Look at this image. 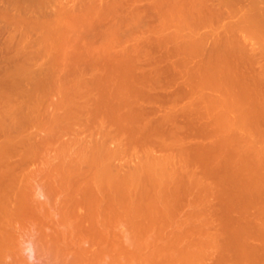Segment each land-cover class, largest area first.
Instances as JSON below:
<instances>
[{"label":"rangeland","instance_id":"1","mask_svg":"<svg viewBox=\"0 0 264 264\" xmlns=\"http://www.w3.org/2000/svg\"><path fill=\"white\" fill-rule=\"evenodd\" d=\"M49 2H52V4H54L55 3V1L54 0H48ZM53 1H54V3H53ZM61 1L62 0H57L56 1V4L57 3H59V4H66V5H72L73 4V2H75L76 3V1L75 0H67L66 2L63 0L62 2L63 3H61ZM73 1V2H72ZM77 1H79V0H77ZM87 1H90V0H87ZM93 1V0H92ZM96 0H94V2H95ZM98 2H99V0H97ZM96 1V2H97ZM128 1V0H127ZM133 1V2H132ZM149 1H151V0H129L128 2L130 3V4H128V2H126V0L124 1H121V3H124V4H122L123 6V8L122 9H124V5L126 6V8L128 9L127 11H126V9H124L123 11H124V13L122 12V9H121V7H120V9H121V11H120V9H119V12H114V13H110L109 11H107L108 13L107 14H101V15H99V14H94V15H69V14H65V15H61V14H59L58 12V10H50V8L49 9H44V11H41V14L37 11V13H36V11L35 10H33L34 12L32 13L31 12V10H30V12L29 11H27V10H24V12H23V10H20V12H18L17 11V9L16 10H14L13 8H10L9 10L6 8H4V9H2L1 7H0V68H1V70H0V79H2V80H0V85H3L2 86V88L0 87V92H4V91H7L6 90V88H11V91H15V87L18 85V87L20 86V88H17L16 87V91L15 92H10V91H8V92H5V94L3 93V96H5V95H7L9 92H10V95L12 96V98H13V95L15 96L14 98H13V100H11L12 98L11 97H9L10 95H8L6 98H7V101H8V104H15V105H17L18 104V106H19V104L21 103L20 101L22 100V97H21V95L24 97L23 98V100H22V105H20L19 107H17V106H15L16 108H18L19 110H26L27 111V113H25L24 111L21 113L20 112V114L17 112V111H15V113L17 112V114H15L16 115V117H17V115H20V117H22V115H23V113H25V115H23V116H26V119L27 120H29V121H26V119L24 118V120L22 121V119L20 120V118H19V116H18V118H19V121L20 122H23V123H21L20 124V126L21 125H25L26 124V126H21L22 127V129L20 128V130H19V128H17L18 129V132L16 131L17 129L16 128H14V129H12V127H8L9 128V130H10V133H9V130H8V135L10 134V136H12L13 135V137H14V135L16 134V136H24V134L26 133L27 134V136H24L23 138H24V140L23 139H21V140H23V143L26 141V138L27 137H29L28 138V141H30L31 143H32V140H33V142H34V145H35V142H38L36 145H37V147H35L33 150H32V148H33V144H31V143H29V142H27V144L24 146V144L22 143H20L19 145L17 144V143H13V142H16V140H14L13 142H10V144L11 143H13L11 146L13 147V148H16L17 149V151L14 149V151H15V153H13V154H15L16 156H13L12 155V152H14V151H12L13 150V148H11L12 150V152H11V154L10 155H12V156H10L9 155V151H8V149H10V147L8 146V149H7V147H6V149L4 150V154H5V156H6V158L5 159H9L10 158V161H12V159H13V161H14V163L16 162V159L18 160L17 162H16V165L19 163V161H21L22 160V162L24 161L23 159L25 158V160L26 161H24L25 163L24 164H21V165H23V167L22 166H20V165H18V166H20V167H18V169H16V171L14 172V177L17 175V174H19V176L17 175L16 177H15V182L17 181L18 183H16V184H19V185H21L22 183H23V181L24 182H26L27 183V185L25 186V184L26 183H23V185L25 186L24 187V189H25V191L27 190H30L31 189V194L33 195V197H35L36 199H39L38 198V190H41L42 192H44V194L45 193H47L48 191V193L47 194H50V193H52L51 195H53V193H54V191L52 192L48 187H51L50 185H51V182L49 181L50 179H51V175L53 176L54 174H52V172H57V171H55V170H57V168H56V166H58L59 165V163H61L60 162V160H61V158H65V156L66 155H68L67 157H68V159H69V157H71L70 155H72V153H73V155L72 156H74L75 154L77 155L79 152H81L82 150V147H83V149H86V145L88 146V149H89V147L92 145V143H93V140L91 139V138H96V137H100L99 139L98 138H96V140H102V137H101V133H102V136H103V134L104 133H107V130L109 131L110 129L109 128H113V127H115V130H111L112 132L113 131H116V129H117V133L116 132H113L114 134L112 135L111 134V132L109 131V133L111 134V139L113 140L114 139V137L115 136H117L118 135V137H115V138H118V139H114L113 141H111L110 140V138H108V140H110L109 142H108V140H107V142H106V144L107 145H112V147H113V149H112V147L111 148H108L109 150L110 149H112V150H115V152H117L116 150H118V154H117V158H116V160H115V162L117 163V164H119L118 166L120 167V171H121V167H122V172H126L128 169L130 170H132V168L133 169H135V167L137 166H140V164H142V162H144V161H142V159H144L146 156H144L145 154L147 155V153L145 152L146 151V149H144V152L145 153H142L143 152V143H145V147L147 148V150L149 149L150 151H152V153H150V154H152L153 156H156V157H159V156H161V157H163L162 156V154L164 155H166V154H168V152L169 153H171V151L173 150V148H175V147H179V146H177V145H181V143H179L178 144V142H176V140L177 139H175V138H173L172 139V135L174 134V137L175 136H177V137H179L180 139L179 140H181L182 139V141H179V142H182L183 144H185L183 141H185L187 144H189V142H193V143H197V145L198 144H200V147L199 146H196L195 144V146L197 147V148H199V150H196V151H198V152H196V153H198V154H200V152H202V153H204L205 152V150H206V152H211L210 154H208V156H207V154L205 155V154H203V155H205L204 157H203V155H202V153H201V155H199V157L201 156L202 158H200V159H197V160H192V158H191V160H192V162H193V166H189L190 168H193L191 171L193 172H195V178L196 179H198V181H199V184H198V182H196L195 183V181H194V178L192 179V181L194 182V184H192V182H191V186H193V187H190L189 189H188V192L185 194L184 193V199H186L185 200V202L188 200V198L190 199V198H192L191 200H193V197H194V199H195V204H199V206H195L196 208H198V207H200V209H198V210H196V208H194V213L192 214V217H194V214H199V216L197 217L198 219L199 218H201V222H202V224H204L203 222H207V221H209L210 223H211V218H213V217H216L217 215H219L220 216V214H216V216H215V212H212L211 211V209H212V207H213V209H214V206L215 205H217L218 206V204H217V201H219V203H222V204H225L226 202H228V200H229V202H228V204L226 205L225 204V206H227V207H229V205H230V196L231 195H229V194H231V192H232V190L233 189H237L238 188V190L239 189H245V190H249L253 185H257V186H259V187H263V183H264V180H262V179H264V177H262V176H259V177H255V176H252V174H250V172H252V168L251 167H255V164L254 163H256L255 161H254V163H251L252 162V160L250 159V161L248 160V161H246L247 162V165L246 164H244V165H246V166H248V167H246V166H243L242 164V166L245 168L246 167V169H242V172H241V169H240V171H237L236 169L238 168H236V165L234 166V165H231L232 164V162L234 161V160H229L230 158H233V157H235V156H237L239 153H238V150H233V152H230V153H228L227 151H229L230 149V146L232 145L233 146V144H231L232 142H233V138H231L232 139V142L231 143H229V144H231V145H229V148H227V147H225V146H223V144L225 143V142H227V140H225V142L223 143V142H219V143H223L222 144V146L223 147H225V148H227V149H229V150H225V152L223 151V153L222 154H224V153H228L227 154V158L225 159L226 160V162H227V160H229L228 162H227V164L228 165H226V162L225 163H223V165H221L222 164V162L220 161V160H222V159H220L219 161L221 162V164L219 165V164H217V163H215V162H217V158H218V156L215 154V153H217L218 152V150L216 149L217 147H215L214 145V147H215V149L213 148V147H211L210 146V149L209 150H207L208 149V147H206V146H208V144H206V143H212L214 140H215V138H216V140H217V138H219V137H217V136H213V134L211 133V131H213L214 132V130L210 127V124H206V126L208 127H206V129L204 128V130H207L208 129V131H206V133H203V132H205L204 130H203V127L205 126L204 124H202L203 122H200V121H197L196 120V118L197 117H194V116H199V114L202 112L203 113V110H204V108H205V106H204V108H203V106L201 107H198L199 105H202L204 102H200V104L199 105H194V103H196L194 100H196V98L194 99L193 97L194 96H196L197 97V100L196 101H198V93L199 92H201L202 90L200 89V87H201V82H202V85L203 84H206L207 82H209L210 81V83L208 84V85H205V87L206 86H210V88H213L211 91H210V93L212 92V94H213V96H214V93L215 94H219L220 93V96H222V94H221V92H218V90H220V89H224L225 87L224 86H228V87H230V90L232 91V93H233V91H235V93L237 94V97H239V96H241L242 98H244V102H245V104L247 103L248 104V107H249V111L247 110V111H245V112H239V111H232L230 114H231V116H234V115H237L238 117H239V115L240 116H242V118L244 119V122H243V125L240 127H229V131H231L230 129L232 128V130H234V128L235 129H239L238 130V132H237V130H235L234 132H236V133H238V135H239V133L240 134H244L242 137L244 138V136H248V139H253V141L255 142V145H257V146H255L253 143L254 142H252V140L250 141V142H252V143H250L251 144V146H252V148H253V145L256 147L255 149H257V148H259V149H263L264 150V95L262 94H260L258 91H260V90H262L263 92H264V90H263V88L262 89H258V85L259 84H262V83H260V80H261V78L259 79V75H260V73L262 72H264L263 71V69H264V67H263V63H264V54L262 53L263 51V49H264V35H262L263 33H264V29L262 30L261 28H259L258 30H259V32H258V30L256 29L257 27H259L260 26V24H261V22H260V20H259V9H257L256 10V12H255V14H254V11H255V8H257L256 6L257 5H252L251 7H249L250 9H248V8H246L247 10H249L248 12H247V10H245V7H248V6H250L252 3L253 4H258V7H260L261 5L262 6H264V0H244V1H241V0H237L238 2H236V0H234L235 1V3L233 2V0H227V1H222L221 2V0H203V4H205V8H203V6L202 7H200V5H202V4H200V5H198L200 8L198 9V10H196V4L195 3H197V2H199V3H201V0L199 1V0H196V2L194 3V5H193V3H191V1L190 0H183L182 1V3H181V1H180V4H182V5H184L183 7H186V6H188L189 8V10H190V13H189V11H188V15H187V17H188V19H190L189 17H191L192 18V16H194V14H195V16L197 17L198 16V18H196V17H193L192 19H193V21L194 22H192V26H190V28H189V26L187 25L188 23H190V22H187L186 23V25H184L183 23H182V21L181 20H179V19H181V15L179 14V16H181L178 20H179V23H176V22H178V21H174L175 19H177L178 18V16H176V15H178V14H176L175 15V13H174V15H171V16H169L168 14H166L165 12H164V7L162 8V10L160 11H158L157 9L155 10V8L153 9V8H149V6H150V2ZM153 1V0H152ZM151 1V2H152ZM205 1V2H204ZM253 1H255V2H253ZM65 2V3H64ZM68 2V3H67ZM126 2V3H125ZM147 4H146V3ZM189 4H188V3ZM208 2V3H207ZM214 2V3H213ZM233 2V3H232ZM248 2V3H247ZM250 2V3H249ZM259 2V3H258ZM1 3L2 4H5L3 1L1 2L0 1V5H1ZM137 4V7H136V4ZM221 3L223 4V5H221ZM240 3H241V5H240ZM261 3H263V4H261ZM143 4V5H142ZM153 4H154V2H153ZM186 4H188V5H186ZM237 4V5H236ZM248 4V5H247ZM131 5V6H130ZM152 5V4H151ZM227 5H229V6H227ZM232 5V6H231ZM247 5V6H246ZM260 5V6H259ZM2 6V5H1ZM211 6V7H210ZM216 6V7H215ZM218 6V7H217ZM220 6V7H219ZM132 7V8H131ZM146 7V8H145ZM151 7V6H150ZM182 6H181V9L183 8ZM210 7V8H209ZM213 7H214V9H213ZM227 7V8H226ZM242 7V8H241ZM244 7V8H243ZM254 7V8H253ZM52 8H55L54 6L52 7ZM51 8V9H52ZM134 8V9H133ZM149 8V9H148ZM187 8V7H186ZM185 8V9H186ZM191 8V9H190ZM252 8H253V14H252ZM11 9H13V10H11ZM140 9V10H139ZM142 9V10H141ZM144 9V10H143ZM203 9V10H202ZM213 9V10H212ZM222 9V10H221ZM229 9V10H228ZM244 9V10H243ZM131 10V11H130ZM136 10H138V11H136ZM146 10H148V11H146ZM167 10V9H166ZM183 10V9H182ZM194 10L195 11H197V12H194ZM206 10H208L207 12H206ZM214 10H215V14H216V16H214L215 14L213 13L214 12ZM217 10V11H216ZM236 10V12H234ZM241 10H243L245 13H246V16H248L249 18H247V17H245L246 18V20H248V19H252V21H254L253 20V18H256L257 20V22H259V24L258 25H256L257 27L255 28V25H253V24H255V21L254 22H252V21H250V23L249 24H247L246 25V22L245 21H243V20H245V19H243V20H239V18L240 19H242V18H244L243 17V11L241 12ZM17 11V12H16ZM46 11H48V12H46ZM56 12V14H55V16H54V13ZM58 11V12H57ZM132 11H134V12H132ZM145 11V12H144ZM152 11V12H151ZM156 11V12H155ZM158 11V12H157ZM184 11V10H183ZM212 11V12H211ZM223 11V12H222ZM230 11V12H229ZM239 11V12H238ZM51 12V13H50ZM130 12V13H129ZM138 14H137V13ZM160 12H162V13H160ZM186 12H187V10H186ZM199 12V13H198ZM203 12V13H202ZM205 12V13H204ZM220 12V13H219ZM226 12H228V15H227V13ZM232 12V13H231ZM258 12V15H257V17H253V16H251V15H254V16H256V13ZM34 13H36V14H34ZM44 15H43V14ZM102 13H104V12H102ZM142 13V14H141ZM144 13H146V14H144ZM149 13V14H148ZM158 13V14H157ZM164 13H165V15H166V17H167V15L169 16L168 17V20L167 19H165V15H164ZM182 13V12H181ZM213 15V16H211V14ZM219 13V14H218ZM222 13V14H221ZM225 13V14H224ZM240 13V14H239ZM251 13V14H250ZM49 14H51L50 16H49ZM57 14H59V15H61V16H58ZM124 14H125V16H124ZM129 14V15H128ZM151 14V15H150ZM183 14V13H182ZM190 14H191V16H190ZM220 15H222V16H220V18H222L221 20H219V16ZM232 14V15H231ZM48 15V16H47ZM67 15H68V17H67ZM122 15V16H121ZM131 15V16H130ZM203 15V16H202ZM207 15H209V16H211V18H209ZM238 17H236V16ZM242 17H241V16ZM47 16V17H46ZM65 16H66V18H65ZM127 16V17H126ZM183 16H185L184 14H183ZM230 16V17H229ZM50 17V18H49ZM54 17V18H53ZM57 17H59V18H63L64 17V20H67L66 21V23L69 21L70 23H71V25H70V27L68 26V27H65V26H61L62 24H60V25H58V23L56 24L55 23V21L56 22H58L57 21ZM224 17V18H223ZM232 17V18H231ZM253 17V18H252ZM47 18V19H46ZM73 18V19H72ZM183 18H185V17H183ZM214 18V19H213ZM236 20H235V19ZM61 19H60V21H61ZM70 19V20H69ZM77 19V20H76ZM187 19V20H188ZM191 19V20H192ZM194 19H197V21L198 22H195V20ZM205 19H206V21H205ZM208 19V20H207ZM230 19V20H229ZM231 19H232V21H231ZM49 22H48V21ZM55 20V21H54ZM76 22H75V21ZM211 20V21H210ZM216 22H215V21ZM227 20H229L228 22L229 23H227ZM233 20H234V22H233ZM239 20V22H237ZM45 21V22H44ZM46 21H47V23H46ZM52 21V22H51ZM63 21V20H62ZM75 23H74V22ZM166 21V22H165ZM168 21V22H167ZM205 21V22H204ZM214 21V22H213ZM220 21H221V23H220ZM231 21V22H230ZM243 21V22H242ZM209 22V23H208ZM219 22V23H218ZM238 23V24H235V23ZM245 22V23H244ZM256 22V23H257ZM49 23H51V24H49ZM163 23V24H162ZM206 23H208V24H206ZM213 23V25L211 26L210 24H212ZM226 24V25H223V24ZM232 23V24H231ZM241 23V24H240ZM244 23V24H243ZM45 24H46V26H45ZM50 26H52L53 28H48L49 27V25ZM175 24V25H174ZM179 26H178V25ZM191 24V23H190ZM189 24V25H190ZM204 24V25H203ZM222 24V26L223 27H225V28H223L222 26H220V25ZM229 24V25H228ZM234 24V25H233ZM55 25H57V26H55ZM177 25V26H176ZM186 26V27H184V26ZM230 25H231V28H230ZM235 25H236V27H235ZM238 25V26H237ZM241 25H244V27L243 26H241ZM254 27H253V26ZM59 26H60V28H59ZM216 26V27H215ZM261 26H263L262 24H261ZM176 27V28H175ZM188 27V28H187ZM218 27V28H217ZM251 27V28H250ZM264 27V26H263ZM46 28H48V29H46ZM76 29V30H74V29ZM178 28V29H177ZM184 28V29H183ZM215 28V29H214ZM180 29V30H179ZM213 29H214V31H213ZM52 30V31H51ZM171 30V31H170ZM257 30V31H256ZM169 31V32H168ZM174 31V32H173ZM261 31V32H260ZM263 31V32H262ZM165 32V33H164ZM179 34V35H177V33ZM187 32V33H186ZM164 33V34H163ZM184 33V34H183ZM186 33V34H185ZM189 33V34H188ZM191 33H193L192 34V36L191 37H187L189 40L187 41V38H185L186 39V41L184 40V41H182V42H187V46H189V47H187L188 49L187 50H185L184 48H182V46L185 44L186 45V43H184L182 46L180 45V42H181V40H182V38L184 37L183 35H190ZM202 33V34H201ZM167 34V35H166ZM176 34V35H175ZM180 34L182 35V36H180ZM234 34V35H233ZM248 34H250V35H248ZM258 34V35H257ZM260 34V35H259ZM162 35V36H161ZM168 35H169V37H168ZM173 35V36H172ZM201 35V36H200ZM229 35V36H228ZM230 35L233 37V39H235V40H233L232 39V37H230ZM241 35H242V37H244L243 39L241 38ZM253 35V36H252ZM262 35V36H261ZM166 36V37H165ZM177 36V37H176ZM204 36V37H203ZM222 36V37H221ZM227 36V37H226ZM236 36H237V38H236ZM247 38H246V37ZM250 36V37H249ZM255 36H257V37H255ZM215 37H217V38H215ZM220 39H219V38ZM225 37V38H224ZM229 37H230V39H231V41H236V42H238L237 43V47H236V45L234 44L233 45V43H231L230 44V42H229ZM238 37H240V38H238ZM165 38V39H164ZM198 38H199V40L201 41H203V43H204V46L201 44V42L199 43L198 42ZM224 38V39H223ZM255 38H258L257 40L255 39ZM162 41H160V40ZM174 39H175V41H174ZM192 41H191V40ZM164 40V41H163ZM215 40H219L220 42H222L221 44H223L222 46H221V44H220V42L218 41H215ZM228 40V41H227ZM245 40V41H244ZM171 41V42H170ZM211 43H210V42ZM216 44H218V45H215V43ZM227 41V42H226ZM249 41V42H248ZM251 41H253V42H251ZM256 41V42H255ZM166 42H168V43H166ZM169 42H170V44H169ZM206 42V43H205ZM229 42V43H228ZM236 42H234V43H236ZM242 42V43H241ZM246 42V43H245ZM17 43V44H16ZM174 43V44H173ZM229 44V45H227V44ZM247 43H249V44H247ZM7 44H8V46H7ZM12 44H13V46H12ZM18 44H19V46H18ZM166 44V45H165ZM200 44H201V46H200ZM241 44V46H239ZM243 44V45H242ZM253 44H254V46H253ZM9 45H10V47H9ZM85 45H86V47H85ZM87 45H88V47H87ZM168 45H170L169 46V48H167L168 47ZM175 45V46H174ZM212 45V46H211ZM225 45H226V47H225ZM250 45V46H249ZM17 46V47H16ZM172 46V47H171ZM179 46H181V47H179ZM203 46V47H202ZM208 48H207V47ZM234 46V47H233ZM9 47V48H8ZM19 47H21V48H19ZM236 47V48H235ZM241 49H240V48ZM15 48H17L16 50H15ZM206 48L208 49V50H206ZM233 50H232V49ZM235 48V49H234ZM238 48V49H237ZM252 48H253V51L258 55H256L253 51H252ZM256 48V49H255ZM259 48H260V50H259ZM22 49H24V50H22ZM169 49V50H168ZM173 50V51H171V50ZM200 49V50H199ZM239 49H240V51H241V53H242V55H241V53H240V51H239ZM245 49V50H244ZM250 49V50H249ZM167 50V51H166ZM201 50H203L202 52H201ZM206 50V51H205ZM211 50V51H210ZM238 50V51H237ZM125 51V52H124ZM213 51V52H212ZM218 53H220L219 55L220 56H218V55H216V54H218ZM244 51H246L245 53H244ZM249 51H252V52H249ZM259 51V52H258ZM18 52V53H17ZM124 52V53H123ZM164 52V53H163ZM168 52L170 53V54H168ZM204 52H206V53H204ZM209 52V53H208ZM213 53V55H207V54H210V53ZM234 52V53H233ZM20 53V54H19ZM124 55H123V54ZM245 55H244V54ZM113 54H115L117 57H115V58H118V61H120V59H121V64H120V66L122 65V63H124L121 67H120V87H122V88H124L125 90V92L123 91L122 93H121V95H123V94H125V95H127L128 94V96L127 97H129V99L131 100L129 103H128V101H126L127 102V104H130V103H132V105H134V107H137V105H135L136 103H140V102H143V103H141V104H144L145 102H148V103H146V104H144V106L146 107V109L147 108H149V109H151V107H154V108H157V106H158V108H157V111L155 110V109H153V110H155V112L153 111V113H155V114H159L160 116H162V115H165L164 113H169L171 110L173 111V109H174V111L177 113V114H179L180 113V111H181V109H183V107L185 108V109H188V108H186V106H188L189 104H190V100H192V99H190V96H192L191 98H193V100L192 101H194V103H193V105L195 106L194 107V109L193 110H191L192 111V113H191V111H188V112H190V117L191 118H189V119H187L186 118V120L184 119L183 120V118H182V116L184 117V115L182 114L181 115V113H180V115L178 116H174L175 118H173V119H175V120H173L171 117H168V118H171L170 120H171V122L172 123H174V122H176V123H174V124H170L169 123V125H168V127L169 128H164L163 129V131H162V133L163 132H165L166 131V137H168V138H170L171 136V138H170V140L172 139L173 141H171V143L172 144H170L169 143V146H173L174 144H176L177 143V145H174L175 147H172V148H169V146H166V144L168 145V142H169V139H168V142H167V138L166 139H164L162 142H163V144H160V145H162V149H159L160 147L158 146L157 147V143L156 144H154V142H153V146L151 147L150 146V144H152V143H149V138H148V141H147V143L144 141V139L143 140H141V141H144V142H141V141H139V142H141V143H137L136 142V140L138 141L139 139H140V134L141 133H143L142 131H141V133L140 134H138L139 136L138 137H136L137 135L136 134H134L132 131H134V130H132L131 131V133L132 134H134V135H132V134H130V131H129V127L127 128L128 130H126V131H128L129 132V134L131 135L130 137L127 135V133H126V131L125 130H123L124 132H125V134H123V131H121V132H119V130H120V126L119 127H117L116 128V126H113V124L111 123V122H109V120H108V118H107V121L109 122V125L105 128L106 129V131H102L101 132V130H103V126L107 123L106 121V123L104 124V122H103V124H102V126H100V127H102L100 130H99V123L100 122H102L103 121V119L105 118L106 119V117H104L103 118V116L104 115H102V112L101 111H103L104 110V108L102 109V110H98V109H96V107L98 106V105H102V107L104 106H106L105 104H107V102L106 101H108V97H109V100H110V94H109V92H108V96H107V91L105 92V90H107V87H105L101 82H100V79H99V77H100V74L99 73H96V72H100L101 70L100 69H96V66L98 65V63L100 62H103L104 61V59H108L109 58V61H110V63H111V61H113V60H110V57L113 55ZM206 54V55H205ZM233 54H235V57L233 56ZM24 55H25V57H24ZM230 55H231V57H230ZM252 55V56H251ZM263 57H261V56ZM121 56V57H120ZM209 56L211 57L212 56V58H209ZM251 56V57H250ZM119 57H120V59H119ZM227 57V58H226ZM242 57H244V58H242ZM249 57V58H248ZM255 57V58H254ZM258 57V58H257ZM113 57H111V59H112ZM115 58H113L114 60H115V62H116V60L117 59H115ZM124 58H126V59H124ZM207 58H209L210 59V61H212L213 60V64H214V66H216L217 68H220V66L218 67V65H216L215 63L217 62L218 63V61H215V60H218V59H220V60H224V61H226V64L228 63V66H230L231 68V70L230 71H225V70H223V71H221V73L219 72V70L217 71V68H216V71H217V73H215V71H214V73H210V71H209V75H207L208 73H207V71H208V65H210L212 68H213V65H211L212 64V62H211V64L209 63V62H204V60L205 59H207ZM123 59V60H122ZM215 59V60H214ZM229 59V60H228ZM255 59V62L253 61ZM95 60H98V62L97 61H95ZM125 60V61H124ZM228 60V61H227ZM109 61H108V63H109ZM167 61V62H166ZM205 61H207V60H205ZM231 61V62H230ZM259 61V62H258ZM114 62V61H113ZM247 62V63H246ZM249 62V63H248ZM263 62V63H262ZM15 63V64H14ZM19 63V64H18ZM99 63V64H100ZM104 63V62H103ZM102 63V64H103ZM110 63H109V65H110ZM223 63V62H222ZM222 63L220 62V64H221V67L224 69V65L222 66ZM229 63H231L230 65H229ZM253 63V64H252ZM24 64V65H23ZM105 64V63H104ZM103 64V65H104ZM112 64V67H114V66H116V67H119V66H117V64L116 65H114L113 66V63H111ZM224 64V63H223ZM245 64V65H244ZM249 64V65H248ZM26 65V66H25ZM3 66H5V67H3ZM18 66H19V68H18ZM22 66L23 67H25V70L27 69V71H23V69L24 68H22ZM27 66H29V68L27 67ZM93 66V67H92ZM11 69H10V68ZM16 67L18 70H20L19 72L21 73V75L23 74L25 77H23V75H22V78H21V75H20V73H18L16 70V72L14 71L13 72V75L12 74H10V73H12V71H13V69ZM21 67V68H20ZM42 67H44V68H42ZM48 67V68H47ZM86 68V69H84L85 71H83V72H87V73H83V72H79V71H82V69L83 68ZM95 67V69L97 70H95V72H93L94 70H93V68ZM98 67V66H97ZM99 67L101 68V67H103L104 68V66H101V64L99 65ZM108 67V66H107ZM116 67H114V68H116ZM4 68V69H3ZM45 68H47V70L45 69ZM79 68H82V69H80V70H77V69H79ZM105 68H106V65H105ZM103 69L104 70V72H106L105 70H108V69ZM210 68V67H209ZM222 68H220L221 70H222ZM8 69H9V71H11V72H9L8 71ZM40 69V70H39ZM42 69L44 70V72L42 71ZM51 70V72L52 73H54V74H51V72H48V70ZM112 70L111 71H116V69H113V68H111ZM118 69V68H117ZM76 70L78 71V73H76ZM87 70V71H86ZM100 70V71H99ZM212 70H215V69H212ZM211 70V71H212ZM34 71V73H35V75L32 73V72ZM38 71H40L39 73H38ZM41 71H42V74H41ZM62 71H64L63 73H65L66 72V74H68V75H66V74H63L62 73ZM67 71H68V73H67ZM109 71V70H108ZM119 71L117 72V73H119ZM205 71V72H204ZM23 72V73H22ZM25 72V73H24ZM28 72V73H27ZM58 72L60 73H62L64 76H59L58 75ZM102 72V71H101ZM100 72V73H101ZM223 72V73H222ZM260 72V73H259ZM6 73V74H5ZM15 73H18V74H15ZM31 73H32V75H33V77H36V78H34V79H31V78H33L32 77V75H31ZM41 74L40 76L38 75V74ZM81 73H83V74H81ZM94 73H96L95 74V77H97L98 79V81L101 83V85H103L102 86V91L104 92V95L106 94V96H104V95H100L99 93H100V89H99V95L101 96V98H100V96L99 95H97L94 91H96L95 89L97 88L98 89V87H96L97 85H99V82H97L96 80H94L93 81V77H94ZM117 73H115V74H117ZM261 73V74H262ZM4 74V75H3ZM30 74V75H29ZM47 75V77L45 76V75ZM51 74V75H50ZM61 74V75H62ZM78 74V75H77ZM98 74V76H96ZM102 74H103V72H102ZM101 74V75H102ZM110 73L108 72V75H109ZM111 74H114V72H111ZM251 74V75H250ZM2 75V76H1ZM10 75V76H9ZM14 76V75H19V82L21 83V84H19V82H18V77L16 76V79H15V76L12 78V76ZM27 75H29V76H27ZM39 76V77H37V76ZM59 77H58V76ZM80 75L81 76H83V77H81L82 79L84 78V77H88L87 79L86 78H84V79H86V81H88L85 85L86 86H84L85 88H84V90L85 89H88L87 88V86L88 85H90V82L89 81H92V83L93 82H97L96 83V88L94 87V88H90V89H94V91L92 90V92H94L95 93V95H97V96H99V99H101V101H100V103L101 102H105V103H102V104H100L99 103V101L96 99V98H98V97H96L95 95H91V93L92 92H90V90H89V92H88V94H89V96L91 95V97H92V99L87 95V96H85V97H87L86 99H87V101H88V98H89V101L90 100H93L94 101V98L96 99V101H98V104L97 103H95V102H93V101H90L89 102V104L90 103H95L94 105L95 106H93L92 104H90L91 106V108L89 107V104L87 105V111H88V109L90 108V110L92 109L93 110V108L92 107H94L96 110H98L97 112H96V110H95V112L94 113H96V114H99V115H101V116H99V115H97L95 118L93 117L92 119L93 120H95V121H93V120H91L90 119V121H89V118L87 117V115H88V113L90 112V110L88 111V112H86L85 111V109H84V111H83V109L81 110V109H79V110H77V111H79V113L78 114H76L77 113V111H75V112H71L72 114H75V116L76 117H78V119H75L76 117L75 116H73L74 117V119H73V117H70L72 114L71 113H68V114H66L65 113V111H64V108L65 107H62L61 106V104H60V101H62V99H63V97H65V95H64V91H62L61 92V90H59V85H66L65 86V88H68L70 85L72 86L73 84H74V82L76 81V80H78L79 78H80ZM91 75H92V77H91ZM6 76V77H5ZM9 76V77H8ZM28 77V80L26 79L27 77ZM105 76H107V73H105ZM114 77H115V75H113ZM113 76H112V78H113ZM244 76H248V78L249 77H252V78H250L252 81H250L248 78V80H247V82L246 81H244V83L246 82V83H248V82H251V84L253 85H251V86H249V87H252V90L254 89V90H256V92H258V94L256 93V92H254L255 94H253L252 93V97H250L251 95H247L249 92H247V94L245 95V93L244 94H241V93H243V91L242 90H245L246 88H244L243 89V87H244V85L242 84V82H243V80H245L246 79V77H245V79L243 78ZM1 77H3V78H1ZM8 77V78H7ZM56 77H58V78H56ZM61 77V78H60ZM62 77H64V78H62ZM104 77V76H103ZM108 77V76H107ZM117 75H116V77H115V80H117ZM20 78H21V80H20ZM75 78H78V79H75ZM90 78H92V80L90 79ZM101 78V77H100ZM105 78V77H104ZM111 78V77H110ZM109 78V79H110ZM262 78H263V76H262ZM13 79V80H12ZM15 79V80H14ZM26 79V80H25ZM84 79H83V81H84ZM88 79H90V80H88ZM94 79H96V78H94ZM102 79V78H101ZM243 79V80H242ZM6 80V81H5ZM23 80V81H22ZM108 80V79H107ZM114 79H113V81H115ZM4 83H3V82ZM12 81L14 82V83H12ZM16 81V82H15ZM63 81V82H62ZM85 81V82H86ZM101 81H103V79L101 80ZM105 81H106V79H105ZM117 81H119V80H117ZM117 81H115V84H117L118 82ZM263 81V80H262ZM59 82V83H58ZM68 82V83H67ZM70 82H72V83H70ZM107 82V81H106ZM106 82H104V84L106 83ZM117 82V83H116ZM187 82V83H186ZM253 82V83H252ZM10 83H12V84H10ZM15 83H17V85H15ZM23 83V84H22ZM25 83H26V85H25ZM31 83V85H29ZM33 83H34V85H33ZM57 83V84H56ZM189 83V85H187ZM94 84V83H93ZM92 84V85H93ZM114 84V83H113ZM115 84H114V87H115ZM144 84H146V85H144ZM150 84V85H149ZM151 84H152V86H151ZM191 84V85H190ZM249 84V83H248ZM22 85H23V87H22ZM28 85V86H27ZM36 85V86H35ZM91 85V86H92ZM106 85V84H105ZM112 85V84H111ZM187 85V86H186ZM192 85H193V87H192ZM222 85H224L223 87L224 88H222ZM263 85H264V83H263ZM263 85H261V87L263 86ZM7 86V87H6ZM14 88H13V87ZM28 88H27V87ZM100 86V85H99ZM142 86V87H141ZM6 87V88H5ZM23 89H30L31 87L33 88V89H30V91L32 92V91H34L35 93H36V91H38L37 92V94H35V95H33L34 94V92H32V93H29L28 91H26V90H22V88ZM25 87V88H24ZM30 87V88H29ZM41 87V90H39L38 88H40ZM64 87V86H63ZM150 87V88H149ZM185 87V88H184ZM192 87V88H196L197 87V90L199 91V90H201V91H196V92H198V93H196L195 91V93H196V95H192V93L190 94V93H188V92H186V93H188V94H190V96H188V97H186L185 96V94L182 96V97H180L179 98V96H181L182 94H180V93H185L184 91L187 89H190V88ZM204 87V86H203ZM259 87H260V85H259ZM264 87V86H263ZM3 88L5 89L4 91H3ZM45 88V89H44ZM51 88V89H50ZM58 88V89H57ZM69 88H71V87H69ZM115 88H117L118 89V87L116 86ZM122 88H121V90H122ZM137 90H141L140 92H141V95L140 94H136V93H138L137 91H136V89ZM140 88V89H139ZM147 88V89H146ZM248 88V87H247ZM36 89V90H35ZM61 89V88H60ZM109 89V88H108ZM111 89H113V88H110V90ZM146 90V92H145V90ZM151 89V90H150ZM205 89V91L208 93L209 92V90L207 89V87L206 88H204ZM226 89V88H225ZM20 90V91H19ZM171 90H173V91H171ZM186 90V91H187ZM229 90V91H230ZM258 90V91H257ZM18 91L19 92H21L22 94H20V93H18ZM26 91V92H25ZM98 91V90H97ZM96 91V92H97ZM113 91H116L115 89H113ZM118 91H120L119 89H118ZM135 91H136V93H135ZM151 91V92H150ZM177 91L179 92L178 94H177ZM189 91V90H188ZM204 91V97L206 96V92ZM242 91V92H241ZM16 92H17V94H16ZM112 92V91H111ZM158 92H163L161 95H159V93ZM165 92V93H164ZM171 93V95L173 96V94L174 93H176V95H175V97H172L173 98V101H175L176 103H178L177 105H174V106H171V105H173V104H170V103H174V102H171L172 100H170L169 101V103H167V101L168 100H164V101H166V103H163L162 101V97H163V99H164V97L165 96H167V95H170L169 93ZM191 92H193V91H191ZM239 92H241L239 95H238V93ZM28 93V94H27ZM142 93H143V95H142ZM173 93V94H172ZM194 93V94H195ZM202 93V92H201ZM201 93H199L200 94V98H201ZM210 93L208 94V95H210ZM27 95V97L26 96H24V95ZM29 94H31V96L28 98V96H29ZM115 94V93H114ZM151 94V96L149 97V96H147V95H150ZM155 94H157L155 97H153ZM180 94V95H179ZM211 94V95H212ZM234 94V93H233ZM232 94V95H233ZM250 94V93H249ZM19 95V96H18ZM121 95L119 94V96L121 97ZM163 95V96H162ZM170 95V96H171ZM34 96V97H33ZM79 96V95H78ZM75 97L76 98V101L75 102H77L78 101V103L77 104H83V103H85V104H87L86 103V101L84 102V100L85 99H81V98H79V97H82L83 98V96H79V97ZM93 96H95L94 98H93ZM105 97V99H106V97H107V100H105V101H102V98H104ZM113 96V95H112ZM111 96V97H112ZM117 96V95H116ZM115 96V98L116 99H118L117 97ZM157 96L159 97L158 99H157ZM216 96V95H215ZM214 96V97H215ZM219 96V95H218ZM0 97H2V96H0ZM9 97V98H8ZM36 97V98H35ZM126 97V96H125ZM126 97V98H127ZM178 97V98H177ZM202 97H203V95H202ZM204 97L202 98V100L204 99ZM210 97H212V96H209V97H206V99L205 100H207L208 98H210ZM6 98H1V99H5L6 100ZM11 98V99H10ZM26 98H28L27 100H26ZM114 98V97H113ZM152 98V99H151ZM156 98V100H154ZM161 98V102H158V101H160L159 99ZM167 99H168V97H166ZM171 98V99H172ZM218 98V97H217ZM233 98H235V97H233ZM240 98V97H239ZM241 98V99H242ZM25 99V100H24ZM31 99H33L34 100V102H33V100H31ZM121 99V98H120ZM237 99V98H236ZM18 100H19V102H18ZM29 100V101H28ZM35 100H37V101H35ZM115 101V99H112V100H110V101ZM124 99H122V101H123ZM126 100V99H125ZM140 101V102H136V101ZM144 100V101H143ZM157 102V103H162V104H154L153 102ZM158 100V101H157ZM201 100V99H200ZM212 100V99H211ZM1 101V100H0ZM24 101H26L25 103H24ZM82 101V103H80ZM117 101V100H116ZM121 101V100H120ZM209 101V100H208ZM1 102H4V100L3 101H1ZM6 102V101H5ZM33 102V103H32ZM37 102V104H34V103H36ZM109 102V101H108ZM119 102V101H118ZM125 102V103H126ZM180 102V103H179ZM188 102V103H187ZM207 102V101H206ZM23 103H24V105H23ZM29 103V104H28ZM110 103H112V102H109V104ZM113 103H116V102H113ZM122 103V102H121ZM185 103H187V105H185ZM202 103V104H201ZM2 104V103H1ZM5 104H7V102L6 103H4V104H2V105H0V108H1V106H3V105H5ZM7 104V105H8ZM10 104V105H11ZM32 104V105H31ZM44 104H45V106H44ZM58 104L60 105L59 107H58ZM96 104H97V106H96ZM104 104V105H103ZM153 104V105H152ZM170 104V105H169ZM181 104L182 105H184L182 108L180 107L181 106ZM205 104H207V103H205ZM34 105V106H33ZM41 105V106H40ZM108 105V104H107ZM111 105H113L114 106V104H111ZM117 105H119V104H117ZM117 105H115V106H117ZM122 105V104H121ZM121 105H120V107H121ZM131 105V106H132ZM163 105H164V107H163ZM204 105V104H203ZM14 106V105H13ZM31 106L32 107H35L36 108V110L34 111H32V110H30L31 111V114L33 115V117H35L37 114V116H38V119L36 120V118H33L32 117V115H30L29 114V112L30 111H28L26 108H29V109H32L31 108ZM39 106V107H38ZM75 106V105H74ZM109 106V105H108ZM108 106H107V108H108ZM124 106H126V104L125 105H123V107ZM128 106V105H127ZM131 106H129L130 108H131ZM169 106H171V109H170V107ZM178 106V107H177ZM190 106V105H189ZM243 106H244V104H243ZM38 107V108H37ZM44 107V109H42ZM54 107V108H53ZM58 107V108H57ZM78 107V106H77ZM89 107V108H88ZM112 107V106H111ZM119 107V106H118ZM128 107V108H129ZM142 107H143V105H142ZM145 107H144V109H145ZM167 107V108H166ZM169 107V108H168ZM176 107L178 108V109H176ZM179 107H180V109H179ZM191 108L190 109H192L193 108V106H192V103H191V106H190ZM247 107V106H246ZM245 107V108H246ZM247 107V108H248ZM34 108V109H35ZM46 108V109H45ZM101 107H99V109H100ZM107 108H105V109H107ZM124 108H126V107H124ZM132 108H133V106H132ZM138 108H139V106H138ZM138 108L136 109V110H138ZM173 108V109H172ZM244 108V109H245ZM38 109H39V111H38ZM51 109V110H50ZM53 109H55L54 111H53ZM60 109H63V110H60ZM113 109V108H112ZM121 109V108H120ZM127 109V108H126ZM125 109V110H126ZM135 109V108H134ZM145 109V110H146ZM160 109V110H159ZM162 109V110H161ZM164 109L166 110L167 109V111H164ZM170 111H169V110ZM189 109V110H190ZM207 109V108H206ZM18 110V111H19ZM57 110V111H56ZM81 110V111H80ZM92 110H91V113H93L92 112ZM93 110V111H94ZM122 110H124V109H122ZM129 110V109H128ZM131 110V109H130ZM141 110H143V109H141ZM178 110V111H177ZM184 110V109H183ZM246 110V109H245ZM0 111H1V109H0ZM37 111V112H36ZM43 111V112H42ZM48 111H51V112H48ZM58 111H60L59 113H58ZM83 111V114L84 113H86L85 115H83V114H81L80 112H82ZM127 111V110H126ZM125 111V112H126ZM147 111V110H146ZM149 111V110H148ZM151 111V110H150ZM149 111V113L148 112H145V111H143V114H144V112H145V114H146V116L147 115H149L151 112ZM172 111L170 112V113H172ZM205 111V110H204ZM1 112H3V111H1ZM40 112V113H39ZM52 112H53V114H52ZM56 112V113H55ZM62 112H64L63 114H62ZM104 112V111H103ZM131 111H129V113H130ZM133 112H134V114H136V112L135 111H132L131 112V114H133ZM185 112H187L186 110H185ZM207 112H208V109H207ZM222 112V111H221ZM220 111L219 112H217V109H216V112L214 113V111H212V113H213V116H214V114H215V116L214 117H216V115L218 116L219 115V113H221ZM36 113V114H35ZM50 113V114H49ZM60 114V115H62V118H63V116L64 115H67V116H69L68 118L69 119H67V116L65 117L64 116V120L66 119V121L64 122L63 120V122H61V123H57L58 125H55V126H57V128L54 126V124H51V122H50V120H52V117L54 116V114L56 115V114ZM90 113V114H91ZM92 114L93 116L94 115H96V114ZM139 113V112H138ZM141 113H142V111H141ZM141 113L140 114H137V115H140L141 117L143 116V115H141ZM148 113V114H147ZM152 113V114H153ZM169 113V114H170ZM176 113H172V114H176ZM182 113H184V112H182ZM201 113V114H202ZM211 113V112H210ZM0 114H2V113H0ZM22 114V115H21ZM27 114V115H26ZM42 114V116H40ZM58 114H57V116H58ZM71 114V115H70ZM130 114V115H131ZM133 114V115H134ZM185 114V113H184ZM200 114V115H201ZM208 114V113H207ZM3 115V114H2ZM30 115V116H29ZM49 115V116H48ZM52 115V116H51ZM59 115V116H60ZM91 115V116H92ZM105 115H107V114H105ZM126 115H128V114H125V116ZM130 115H128L129 117H130ZM132 115V116H133ZM157 115H155L154 117L156 118L157 117ZM187 115V114H186ZM206 115V114H205ZM204 115V116H205ZM4 116V115H3ZM7 116V115H6ZM6 116H4L5 118H6ZM46 116H47V118H46ZM83 116V117H82ZM102 117L103 119H100V120H102V121H99V117ZM136 116V115H135ZM139 116V117H140ZM167 116H169V115H167ZM189 116V115H188ZM208 116V115H207ZM2 117V116H1ZM0 117V118H1ZM10 118H11V116H9ZM9 117H8V119H9ZM30 118V119H32L31 121H30V119H28V118ZM43 117V119L42 120H40L41 118ZM48 117H49V119H48ZM61 117V116H60ZM85 117H86V119H88V121H86L85 120ZM140 117V118H141ZM148 117V116H147ZM151 117V116H150ZM149 117V118H150ZM152 117H153V115H152ZM153 117V118H154ZM199 117H201V116H199ZM208 117H210V116H208ZM5 118H4V121H5ZM23 118V117H22ZM51 118V119H50ZM84 118V119H83ZM97 118V119H96ZM111 118V117H110ZM138 118V117H137ZM144 118L146 119V117H145V115H144ZM153 118H152V120H153ZM154 118V121L155 120H158V118L157 119H155ZM162 118L164 119V117L162 116ZM161 117H160V119H162ZM176 118H177V120H176ZM185 118V117H184ZM205 119L207 118V117H204ZM203 118V119H204ZM217 118V117H216ZM7 119V118H6ZM7 119V120H8ZM15 118L13 117V120H14ZM17 119V118H16ZM85 120L86 121V123H84L83 124V122H85V121H83V120ZM112 119V118H111ZM124 119H127V118H125L124 117ZM129 119L130 118H128V120H126L125 122H128L129 121ZM131 121H133V117H131ZM136 119V118H135ZM159 119V121H161ZM162 119V120H163ZM180 119H182V121H180ZM198 119V118H197ZM201 119H202V117H201ZM200 119V120H201ZM205 119H204V121H205ZM215 119V118H214ZM213 119V120H214ZM218 119V118H217ZM6 120V121H7ZM35 120V121H34ZM39 120H40V122L42 123L41 125H40V122H39ZM49 120V121H48ZM68 120V121H67ZM78 120V121H77ZM80 120H81V124L79 125V123H80ZM99 121V123L97 124V122L96 121ZM115 120V119H114ZM113 120V121H114ZM117 120V119H116ZM116 120H115V122H116ZM139 120V119H138ZM137 120V121H138ZM170 120L168 121V122H170ZM207 120V119H206ZM208 120H212V117L210 118V119H208ZM0 121H2V119H0ZM9 121L10 120H8V125L10 126V125H12L13 123H11V124H9ZM17 121H18V119H17ZM35 123H37V124H35ZM46 121H48V123L46 122ZM112 121V120H111ZM112 121V122H113ZM135 121V120H134ZM136 121V122H137ZM143 121V120H142ZM158 121V122H159ZM165 121H166V119H165ZM217 120H215V121H213V122H216ZM11 122H13V121H11ZM16 122V121H15ZM19 122V123H20ZM25 122V123H24ZM79 122V123H78ZM88 122V123H87ZM140 122V121H139ZM138 122V123H139ZM162 122V121H161ZM182 122V123H181ZM184 122H188V124L187 123H184ZM190 122H191V124H193V125H190ZM197 122H199V124H200V126H199V124H197ZM210 122V121H209ZM208 121H206L205 123H209ZM219 122H221L220 120H219ZM6 123V122H5ZM47 123V124H46ZM55 123V124H56ZM66 123H68V124H66ZM73 123V124H72ZM89 123H91V124H89ZM121 124V122H117V124ZM123 123V122H122ZM137 123V124H138ZM141 124H142V122H140ZM146 123V122H145ZM154 123V122H153ZM156 123V122H155ZM155 123L153 124V125H155ZM180 123V125L182 126H179L178 124ZM211 123V122H210ZM32 124V125H31ZM93 124H97V126H95V125H93ZM112 124V126L111 127H109L110 125ZM119 124V125H120ZM127 125L129 124H131L130 122H128V123H126ZM136 123H133V124H131V126L133 125V128H135L136 126L138 127V125L136 124ZM147 124V126H148V123H146ZM150 124V123H149ZM162 123H159L158 124V128H156L158 131L160 130L161 131V128H162V125H161ZM167 124V123H166ZM165 124V125H166ZM176 124V125H175ZM185 124V125H184ZM219 124V123H218ZM29 125V126H28ZM38 125V126H37ZM51 125H52V127H53V129H52V127H51ZM65 125V126H64ZM67 125V126H66ZM70 125H71V127H70ZM73 125H75V127H73ZM79 125V126H78ZM84 125H85V127H84ZM123 125V128H124V124H122ZM128 125V126H129ZM142 125H144V123L142 124ZM152 125V123H151V126H153ZM174 125V126H173ZM179 127H178V126ZM190 125V126H189ZM199 126V128L201 129L200 131H197V130H199V128H197L198 126ZM201 125H202V128H201ZM209 125V126H208ZM212 125H214V123L212 124ZM219 125H222V124H219ZM32 126V127H31ZM34 126V127H33ZM37 126V127H36ZM40 126V127H39ZM48 126H50V127H47ZM76 126H77V128H76ZM91 126H93V127H91ZM140 126V125H139ZM146 126V127H147ZM156 126H157V124H156ZM176 126V127H175ZM186 126V127H185ZM197 126V127H196ZM234 126V125H233ZM25 127H26V129H25ZM35 127L37 128V130L35 129ZM38 127L40 128V129H38ZM45 127V128H44ZM55 127V128H54ZM67 127V128H66ZM74 128V130H73V128ZM79 127V128H78ZM82 127V128H81ZM83 127H84V129L86 130H84L83 129ZM141 127V126H140ZM139 127V128H140ZM145 126L144 127H142V129L144 128H146ZM149 127V126H148ZM148 127L146 128L147 129V131L150 129H148ZM154 127V126H153ZM152 127V129H153V131H155V128H153ZM163 127H167V126H164V123H163ZM174 127V128H173ZM186 129H185V128ZM222 127V126H221ZM32 128H34V129H32ZM71 128H72V131H71ZM89 128V129H88ZM91 128V129H90ZM119 128V129H118ZM122 128V129H123ZM172 128V129H171ZM190 128H192V129H190ZM212 129L211 131H210V134L208 133L209 132V130L210 129ZM11 129L13 130V131H16V132H12L11 133ZM46 129V130H45ZM48 129H52L51 131H53L52 132V134L51 133H49V132H51L50 130H48ZM55 129V130H54ZM70 129V130H69ZM79 130V132H81L82 134H80L79 132H78V130ZM93 129V130H92ZM98 129V130H97ZM104 129V130H105ZM114 129V128H113ZM165 129H167V130H165ZM214 129H216V128H214ZM219 128H217L216 130H218ZM221 129H223V128H221ZM1 131L0 132H2V133H0V143H2L4 140H5V138L7 139L8 137L7 136H5V138H4V136H2V135H4V133L3 132H7V130H3L2 131V129H0ZM28 130V131H27ZM38 130H39V133H38ZM46 132H44V131ZM65 130V131H64ZM83 130H84V132H83ZM89 130H91V131H89ZM135 130H136V128H135ZM139 130H141V129H138L137 128V132L136 133H138L139 132ZM170 132H169V131ZM175 130L178 132L179 131V133H176L175 132ZM192 132H191V131ZM31 131H33V132H35V133H33V132H31ZM54 131H55V133H56V135L57 136H54ZM61 131H63V133H66V134H63ZM70 131V132H69ZM87 131H89V132H87ZM93 131H94V137H93ZM98 131H100V132H98ZM147 131H144V132H147ZM150 131H152L151 129H150ZM171 131H173V133H171ZM61 132V133H60ZM68 132V133H67ZM73 132V133H72ZM77 132V133H76ZM98 132V133H97ZM156 132V131H155ZM218 132H220V131H218ZM224 132V131H223ZM223 132H222V134H223ZM232 132V131H231ZM230 132V133H231ZM22 133V134H21ZM30 133L31 134H33V135H30ZM38 133V134H37ZM42 133V134H41ZM43 133H45V134H43ZM47 133L49 134V135H47ZM79 133V134H78ZM91 133H92V135H91ZM100 133V136L98 135ZM119 133H120V135H119ZM149 132H147V134H148ZM151 133V132H150ZM154 133V132H153ZM159 133V132H158ZM168 133V134H167ZM180 133H182V134H180ZM184 133V134H183ZM209 135H208V134ZM226 132H224V134H225ZM227 133H229V132H227ZM6 134V133H5ZM6 134V135H7ZM21 134V135H20ZM25 134V135H26ZM37 134V135H36ZM40 134V135H39ZM51 134V135H50ZM61 134H62V136H61ZM71 134V135H70ZM74 134V136L72 137V135ZM97 134V135H96ZM109 134V135H110ZM116 134V135H115ZM123 134V135H122ZM144 134V133H143ZM155 134V133H154ZM157 134V133H156ZM171 134V135H170ZM176 134V135H175ZM218 134H220V133H218ZM223 134V135H224ZM231 134H233V133H231ZM36 135V136H35ZM44 135H45V137H44ZM59 135L61 136V140L59 139L60 137H59ZM65 135V136H64ZM69 135V136H68ZM77 135V136H76ZM80 135V136H79ZM92 137H91V136ZM136 135V136H135ZM142 135V134H141ZM158 135V134H157ZM160 135V134H159ZM158 135V136H159ZM182 135V136H181ZM227 135V134H226ZM225 135V136H226ZM237 134H236V136H238ZM43 136V137H42ZM53 136V137H52ZM82 136H84V137H82ZM90 136V137H89ZM145 135H143V136H141V137H144ZM148 136V135H147ZM153 136V134L151 135V137ZM156 136V135H155ZM222 135H220V138H222L221 137ZM228 136H230V135H228ZM232 136V135H231ZM230 136V137H231ZM235 136V133H234V137H236ZM240 136V135H239ZM19 137H18V140H19ZM33 137V138H32ZM40 137H42V139L40 138ZM48 139H47V138ZM57 137V138H56ZM65 137V138H64ZM66 137H67V140L69 141H65V139H66ZM68 137H70L69 139H68ZM71 137H72V139H71ZM78 137H79V140H78ZM91 139H89V138ZM109 137V136H108ZM127 137V138H126ZM132 137H136V140L134 141H132V140H130ZM149 137H150V135H149ZM154 137V136H153ZM242 137L240 138L241 140H242ZM4 138V139H3ZM16 138V137H15ZM50 138V139H49ZM52 138V139H51ZM64 138V139H63ZM74 138V139H73ZM95 138H94V140H95ZM103 138H104V136H103ZM129 138V139H128ZM137 138H139V139H137ZM146 138V137H145ZM155 138H158V139H160L159 137H155ZM155 138H154V140H155ZM163 138H164V136H163ZM219 138V139H220ZM223 138H225V137H223ZM238 138V137H237ZM9 139V138H8ZM39 139V140H38ZM57 139V140H56ZM58 139L61 141H59L58 142ZM71 139V140H70ZM89 139V140H88ZM127 139H128V141H127ZM151 139V138H150ZM162 139V138H161ZM160 139V140H161ZM184 139V140H183ZM226 139V138H225ZM230 139V138H229ZM234 139H236V138H234ZM17 140V141H18ZM42 140H43V144H40V142H42ZM46 140V141H45ZM55 140V142H54V145H53V141ZM77 140V141H76ZM152 140V139H151ZM159 140V141H160ZM213 140V141H212ZM222 139H220V141H221ZM237 140V139H236ZM239 140V139H238ZM241 140H240V143H242L241 142ZM20 141V140H19ZM40 141V142H39ZM52 141V142H51ZM66 143H65V142ZM71 141V142H70ZM84 141V143H82ZM86 141V142H85ZM89 141L91 142L90 144V146L88 145L89 144ZM116 141V142H115ZM117 141H118V143H117ZM125 141H126V144L128 145H126L125 144ZM159 141H157V142H159ZM189 141V142H188ZM223 141V140H222ZM243 142H244V140H242ZM247 141V140H246ZM5 142V141H4ZM3 142V143H4ZM22 142V141H21ZM51 142V143H50ZM60 144V143H62L61 144V146L58 144V143ZM79 142V143H78ZM113 142V143H112ZM122 142V143H121ZM128 142V143H127ZM132 142V143H131ZM161 142V143H162ZM166 144H165V143ZM190 143V145H193V143ZM215 142V141H214ZM8 143V142H7ZM49 145V147L46 145ZM56 143V144H55ZM65 143V144H64ZM68 143V144H67ZM70 143V144H69ZM76 144V146H75V144ZM78 143V144H77ZM117 144V146H115L116 144ZM119 143H121V144H119ZM130 143V144H129ZM174 143V144H173ZM209 143V144H210ZM216 143V142H215ZM215 143H212V144H215ZM218 143V144H219ZM237 142H235V144H236ZM246 143V142H245ZM244 143V144H245ZM248 143V142H247ZM14 144H17V145H15V146H13ZM30 144L32 145V147L30 146ZM51 144V145H50ZM82 144V145H81ZM84 144V145H83ZM86 144V145H85ZM105 144V145H106ZM119 144V145H118ZM123 144H125V145H123ZM182 144V145H183ZM201 144H203V145H205L206 144V146H205V148L206 149H204L203 150V146L201 147ZM211 144V145H212ZM218 144H216V145H218ZM4 145H6V142H5V144ZM8 145H9V143H8ZM27 145H29L28 146V148H31V151L33 152L32 154L30 153V151H27L28 149L26 148V146ZM35 145V146H36ZM41 145V146H40ZM47 146V148H51L50 150H45V148L43 149V147L42 146ZM58 146L56 149H54V151L52 150L53 148V146ZM66 146V149L68 150V152L70 151H72V153H68L67 152V150L64 148L65 146ZM70 146V148H71V150H70V148L68 147L67 148V146ZM78 145V146H77ZM79 145H81V147L79 146ZM130 145H132V146H130ZM141 145V146H140ZM226 145V144H225ZM241 145V144H240ZM239 144L237 145V146H240ZM243 145V144H242ZM25 147L24 149H23V147ZM55 146V147H56ZM74 146V147H73ZM125 146V147H124ZM185 146V145H184ZM189 146V145H188ZM195 146H191V147H195ZM219 146H221V145H219ZM231 146V147H232ZM245 146H248V145H246L245 144ZM42 147V148H41ZM77 147H79L78 149H76ZM106 147H108V146H106ZM114 147H116L117 149H114ZM169 148V150H168V148ZM191 147H189V148H191ZM235 147V146H234ZM234 147H232L231 148V150L234 148ZM244 147V146H243ZM243 147H241V148H243ZM60 148H62V149H60ZM73 148H75L76 149V151H77V153H75V149H73ZM81 148V149H80ZM119 148H122V150H124V151H122V150H119ZM126 148V149H125ZM130 148V149H129ZM166 148H167V150H168V152H166ZM180 148H182L181 146L179 147V149ZM202 148V149H201ZM211 148H213L214 149V151L211 149ZM221 148V147H220ZM240 148V147H239ZM245 148H247V147H245ZM251 148V149H252ZM58 149V151H60V150H62V152H64V150H66V152H64L66 155H64V153H62V152H59V154H58V151H56ZM170 149H172V150H170ZM184 148H182V150H183ZM185 149H187L188 150V148H185ZM184 149V150H185ZM196 149V148H195ZM194 148H193V150H195ZM237 149V148H236ZM250 149V150H251ZM255 149H254V151H255ZM30 150V149H29ZM39 150H43V151H39ZM52 150V151H51ZM73 150H74V152H73ZM87 150V149H86ZM128 150V151H127ZM140 150H142V152H140ZM175 150V149H174ZM181 150V149H180ZM181 150V151H182ZM211 150V151H210ZM216 150H217V152H216ZM223 150H224V148H223ZM246 150V149H245ZM244 149H243V151H245ZM247 150H248V148H247ZM253 150V149H252ZM251 150V151H252ZM6 151V152H5ZM25 151H27V153H29V154H25ZM35 151L37 152V153H35ZM38 151H39V153H41L42 154V156L40 155V154H38ZM49 152L48 154H46L47 152ZM57 152V154H56V152ZM79 151V152H78ZM178 151V152H180V154H181V156L180 157H183L182 155H183V152H186V151ZM242 151V149H241V151L240 152H243ZM250 151V152H251ZM18 154H17V153ZM24 152V153H23ZM45 154H44V153ZM121 154H120V153ZM125 152V153H124ZM175 153L176 154V152H177V148H176V152L175 151H172V153ZM192 153V155H193V159H195L194 157L196 156V153L194 152V151H191ZM195 154H194V153ZM205 152V153H206ZM214 152V153H213ZM234 152H235V154L236 155H233L234 154ZM256 152H258V150H256ZM261 152V151H260ZM19 153H21V155H24V156H30L29 158H28V160L26 159L27 157H24V156H21L20 157V154ZM35 153V155H34V157H33V154ZM51 153H55V154H51ZM62 153V154H61ZM68 153V154H67ZM187 153V152H186ZM213 153V154H212ZM233 153V154H232ZM244 153V152H243ZM252 153V152H251ZM251 153H249V154H251ZM254 153V152H253ZM44 154V155H43ZM52 156H51V155ZM61 154V155H60ZM70 154V155H69ZM120 154V155H119ZM123 154V155H122ZM125 154H127V156L125 155ZM131 154V155H130ZM161 154V155H160ZM175 154H174V156H175ZM179 154V153H178ZM198 154H197V158H199L198 157ZM219 154H220V151H219ZM241 154V153H240ZM257 154H261V153H257ZM257 154H255V155H257ZM263 154V153H262ZM8 155L10 156V157H8ZM39 155V156H38ZM49 155H50V158H49ZM54 155H56V157L54 156ZM57 155H58V157H57ZM59 155H60V157H59ZM130 155V156H129ZM164 155V156H165ZM177 155V154H176ZM187 156H188V153L186 154ZM195 155V156H194ZM214 156V157H212V156ZM229 155V156H228ZM233 157H232V156ZM244 155V154H243ZM246 155H248V153L246 154ZM253 155V154H252ZM18 156V157H17ZM37 158H36V157ZM44 156L46 157H48L49 159H50V164H49V166H48V158H46V161H45V159H44ZM64 156V157H63ZM119 156V157H118ZM144 156V157H143ZM178 156L179 155H177V160L176 161H178V165H180V164H182L184 161V159L183 158H185V157H183L180 161L178 160V159H180V158H178ZM208 158H207V157ZM211 156V157H210ZM215 156H217V158L215 157ZM221 156H223L224 157V155H221ZM239 157H240V155H238ZM237 156V157H238ZM262 156V155H261ZM8 157V158H7ZM12 157V158H11ZM15 157H16V159H15ZM24 157V158H23ZM53 157H55V158H53ZM123 157H124V159H123ZM127 157V158H126ZM143 157V158H142ZM176 157V156H175ZM190 157V156H189ZM192 157V156H191ZM222 157V158H223ZM242 157V156H241ZM251 157H253V156H251ZM250 157V158H251ZM258 157H260V155H258L257 156V158ZM263 157V156H262ZM20 160H19V159ZM22 158V159H21ZM39 158V159H38ZM58 158V159H57ZM115 158V157H114ZM205 158V160L207 161V159L209 160V159H211V160H209V161H211V164H210V162L209 161H203V159ZM213 158L215 159H217L216 161L214 160L213 161ZM225 158V157H224ZM247 158H249V156H247ZM35 159V160H34ZM37 159V160H36ZM42 159H44V160H42ZM60 159V160H59ZM117 159H119V160H117ZM141 159V160H140ZM147 159V158H146ZM145 159V160H146ZM186 160H188L189 158L188 157H186L185 158ZM202 159V160H201ZM233 159H235V161H238L239 162V160H236V158H233ZM244 160H247V159H245V158H243ZM260 159V158H259ZM36 161V162H34V161ZM38 160H40V161H42V162H40V161H38ZM55 160L58 162V163H55ZM59 160V161H58ZM128 160V161H127ZM133 160H134V162H133ZM140 160V161H139ZM224 160V159H223ZM243 160V161H244ZM255 160V159H254ZM258 160V159H257ZM256 160V161H257ZM262 160V159H261ZM264 160V159H263ZM44 161H45V163H44ZM131 161V162H130ZM138 161V162H137ZM142 161V162H141ZM174 161H175V158H174ZM190 161V160H189ZM195 161V162H194ZM212 161L215 163V167H213V164H212ZM22 162H20V163H22ZM28 162V163H27ZM30 162H32V164L30 163ZM53 162V163H52ZM113 163H114V161H112ZM119 162V163H118ZM126 162V163H125ZM128 162V163H127ZM137 162V165H135V163ZM139 162H141V163H139ZM186 162V161H185ZM184 162V164H186ZM188 162V161H187ZM204 162V163H203ZM220 162H218V163H220ZM231 162V163H230ZM238 162H236L237 163V165H238ZM249 162V163H248ZM258 162H261L260 164L262 165V162H263V164H264V161H258ZM19 163V164H20ZM38 163V164H37ZM39 163H41V165L39 164ZM134 163V164H133ZM138 163H139V165H138ZM176 163V162H175ZM234 163V162H233ZM242 163V162H241ZM245 163V162H244ZM29 164V165H28ZM36 164V165H35ZM45 164H47V165H45ZM52 164V165H51ZM53 164H54V167H53ZM55 164H58V165H56L55 166ZM115 164V163H114ZM113 164V165H114ZM121 164V165H120ZM125 164H127V165H125ZM129 164L131 165V166H129ZM177 164V163H176ZM183 164V166L185 167L184 169H186V167H187V164H186V166ZM225 164V165H224ZM253 164V165H252ZM259 164V163H258ZM39 165H40V167H39ZM125 165V166H124ZM134 165H135V167H134ZM177 165V167H179ZM189 165V164H188ZM190 165H191V163H190ZM24 166H26V167H24ZM30 166V167H29ZM37 166V167H36ZM52 166V167H51ZM115 167H118L117 165H114ZM133 166V167H132ZM183 166H182V168L180 169V167H179V169L181 170V171H184V169H183ZM217 166H218V168H220L219 166H221V168H224V169H219V170H217ZM224 166V167H223ZM228 166H229V169H231V171L228 169ZM232 166V167H231ZM240 166V165H239ZM22 167V168H21ZM32 168V169H30L29 170V168ZM39 167V168H38ZM47 167V169L46 170H44L45 168ZM59 167V166H58ZM114 167V168H115ZM118 167V168H119ZM128 167H130V168H128ZM189 167H187V168H189ZM231 167V168H230ZM235 167V168H234ZM260 167V169L259 170H263L264 169V165L263 166H257V168L256 169H258ZM16 168V167H15ZM14 168V169H15ZM34 168H35V172H34ZM42 168H44L43 170L44 171H42ZM52 168H55V169H52ZM189 168V169H190ZM214 168V169H213ZM233 168V169H232ZM248 168H250V170L248 169ZM13 169V170H14ZM20 169V170H19ZM25 169V170H24ZM52 169V170H51ZM116 170H117V168H115ZM125 169H127V170H125ZM183 169V170H182ZM189 169H188V172H191V171H189ZM228 169V170H227ZM235 169V170H234ZM13 170H12V172H13ZM48 170V171H47ZM124 170V171H123ZM128 170V171H129ZM234 170V171H233ZM247 171V172H243V171ZM249 170V171H248ZM26 171H28V172H26ZM29 171H31V173L29 172ZM118 172V171H114V172H117L118 174L119 173H121V172ZM128 171L126 172V174H128ZM132 171H134V170H132ZM181 171H179L178 170V172H181ZM197 171V172H196ZM225 171L227 172V173H225ZM231 172V173H228V172ZM233 171V172H232ZM257 171V170H256ZM24 172V173H23ZM25 172H26V174L28 173V175H26L25 174ZM40 173V175H39V173ZM45 172V174L43 175V173ZM124 172V173H125ZM130 172V171H129ZM185 173L187 172V170H185L184 171ZM183 172V173H184ZM193 172V173H194ZM214 172H215V174H214ZM219 172V173H218ZM237 172V173H236ZM238 172H239V175H238V177H237V175L236 174H238ZM240 172H241V174H240ZM254 172V171H253ZM263 172V171H262ZM16 173V174H15ZM30 173V174H29ZM49 173H51V175L49 174ZM124 173H121L122 175L124 174ZM193 173H190V174H193ZM196 173H198V174H196ZM223 173H224V175H223ZM234 173H235V175H234ZM259 173H260V171H259ZM22 174V175H21ZM49 174V176H47V175ZM181 174V175H180ZM226 174V175H225ZM231 174H233V175H231ZM250 174V175H249ZM264 174V173H263ZM21 175V176H20ZM25 175V176H24ZM35 175V176H34ZM47 177H46V176ZM178 175H180V176H182L183 174L182 173H179ZM185 175H187V173L185 174ZM185 175H183V176H185ZM197 175V176H196ZM243 175V176H242ZM255 175V174H254ZM22 176L25 178H23L22 179ZM29 176V177H28ZM43 176V177H42ZM180 176H178V177H180ZM236 176V177H235ZM241 176V177H240ZM257 176V175H256ZM264 176V175H263ZM18 177H21V179L19 178L18 179ZM38 177V178H37ZM44 177H46V178H44ZM48 177H50V179H48V181L49 182H47V178ZM145 177V176H144ZM190 177H192L191 175H190ZM16 178H17V180H16ZM27 178H29V179H27ZM34 178V179H33ZM40 178V179H39ZM143 178V177H142ZM149 177H147V179H148ZM176 178V177H175ZM187 178H189V176H187ZM185 179V177L184 178H180V183L182 182V184L185 182V180H187L186 182H188L189 180L188 179ZM31 179V180H30ZM37 179V180H36ZM43 179V180H42ZM145 179H146V177H145ZM145 179L143 178V180L145 181ZM178 179V178H177ZM177 179H175L173 182L176 184V182H178L177 181ZM183 179V180H182ZM190 179V178H189ZM22 180V181H21ZM29 180V181H28ZM35 180V181H34ZM38 180H40L39 181V183H43L42 185H39L38 183H36V181H38ZM149 181H150V179H148ZM182 180V181H181ZM21 181V182H20ZM147 181V180H146ZM145 181V182H146ZM149 181H147V182H149ZM197 181V180H196ZM203 181V182H202ZM263 181V182H262ZM30 182V183H29ZM32 182H33V184H32ZM172 182V183H173ZM185 182V183H186ZM202 184H201V183ZM34 183H35V185H34ZM45 183H47V184H45ZM49 183V184H48ZM150 183H151V181H150ZM150 183H148L147 185H149ZM180 183H177L178 185H180ZM203 183H205V184H203ZM255 183V184H254ZM143 184H144V182H143ZM146 184V183H145ZM175 184H173L172 185V187H171V190H173V191H177L178 190V192H180V191H184V189H187L186 188V186L189 184V183H186L185 185L186 186H184V184H183V186H184V189L181 187L182 186V184L180 185V188H182V190L181 189H177V187H178V185L177 186H174ZM23 185H21V187H23ZM38 186V188H37V186ZM44 185H45V188H44ZM204 185V186H203ZM27 186H29L27 189H26V187ZM33 188H32V187ZM189 186V185H188ZM201 186H203V188L201 187ZM250 186V187H249ZM256 186V187H257ZM31 187V188H30ZM153 187V186H152ZM175 187H176V189H175ZM196 187V188H195ZM254 187V186H253ZM252 187V188H253ZM35 188V189H34ZM52 188V187H51ZM207 188V189H206ZM231 188H233V189H231ZM34 189V190H33ZM38 189V190H37ZM43 189H45V191H43ZM175 189V190H174ZM192 189H194V190H192ZM264 189V188H263ZM22 190H23V188H22ZM202 190V191H201ZM203 190H206V191H203ZM227 190H229V191H227ZM257 190V189H256ZM259 190V189H258ZM227 191V192H226ZM241 191V190H240ZM250 191H251V189H250ZM253 191H255V190H253ZM262 192H263V190H261ZM184 192H186V191H184ZM214 192H215V194H214ZM224 192V193H223ZM235 192V191H234ZM243 192V191H242ZM249 192V191H248ZM256 192V191H255ZM35 193H36V195H35ZM171 192H169L168 191V194H170ZM177 193V192H176ZM217 193V194H216ZM233 193V192H232ZM246 193V192H245ZM253 193V192H252ZM260 193V192H259ZM121 194L122 193H120V195L118 194V196H121ZM149 194V193H148ZM151 194V193H150ZM172 194L173 195H175V192H172ZM172 194H170V196H169V199L170 200H168V198H167V200L166 201H172V202H170L169 204H171V203H174V200L176 199V197L177 196H183V195H181V194H179V195H177L176 194V196H172ZM224 194V195H223ZM235 194V193H234ZM236 194H238V193H236ZM243 194V193H242ZM241 194V195H242ZM250 194V193H249ZM263 196H264V192L263 193H261ZM55 195V194H54ZM123 195H125V194H123ZM186 195H190V197H186ZM191 195H192V197H191ZM216 195V196H215ZM219 195V196H218ZM226 195V196H225ZM243 195H245V194H243ZM253 195V194H252ZM251 195V197L253 198V197H255V196H252ZM258 195V194H257ZM260 195V194H259ZM56 196V195H55ZM55 196L53 197L52 196V199L53 198H55ZM117 196V198L120 200L121 198H119ZM202 196V198H200ZM239 196L240 195H238V198H239ZM249 196V195H248ZM261 196V195H260ZM259 196V198H260V200H261V198L262 197H260ZM44 197H46V200H47V198H48V200H49V202L52 204V205H54V203H56V201L55 200H53V201H55L54 203H52L53 201H52V199H50V197L49 196H44ZM44 197H42V199L41 200H44L45 201V198ZM125 197H127V196H125ZM125 197H123L124 199H125ZM168 197V196H167ZM172 197H173V199H172ZM179 197H178V199H179ZM186 197V198H185ZM197 197V198H196ZM216 197H218V198H216ZM223 197V198H222ZM224 197H227L226 199L224 198ZM232 198H233V196H231ZM241 197V196H240ZM181 198V197H180ZM235 198V197H234ZM247 198V197H246ZM256 198V197H255ZM56 199V198H55ZM117 199V200H118ZM151 199V198H150ZM219 199V200H218ZM221 199L223 200H226L225 201V203H224V200L221 202ZM236 199V198H235ZM242 199H243V197H242ZM245 199V198H244ZM248 199V198H247ZM51 200V201H50ZM57 200V199H56ZM123 200V199H122ZM233 200V199H232ZM240 200V199H239ZM246 200V199H245ZM245 200L243 201V204L244 203H247V202H245ZM249 200H251V199H249ZM259 199H258V201H260ZM128 202V200L126 199L125 200V202ZM182 201H183V203H184V200L183 199H181V204H182ZM234 201V200H233ZM253 201V200H252ZM261 201H264V199L263 200H261ZM124 201H121V203H123ZM177 202H178V204H179V202L180 201H177V199H176V204H177ZM189 203H190V201H188ZM188 202H187V204H182L179 208H175L176 210H175V213H174V216H173V212H174V208L172 209L173 210V212L171 213V209H170V213L169 214H171L170 216H172V217H174V220L175 221H179V220H184L183 222L182 221H180V229H179V231H181V230H183V229H181L182 228V224L185 222L186 223V221H185V219H188L189 217H190V219L192 220V217H191V215L189 216V217H187L188 216V207H189V204H188ZM192 202V201H191ZM211 202V203H210ZM212 202H216V204L215 203H212ZM234 202H237V201H234ZM240 202V201H239ZM242 202V201H241ZM239 203L238 205V207H240L241 206V204L242 203ZM254 202H255V200H254ZM50 203L48 204V206L49 207H52V206H50ZM233 203V202H232ZM194 204V205H195ZM212 204L214 205V206H212ZM222 204H219V205H222ZM234 204V203H233ZM232 204V205H233ZM236 204V203H235ZM234 204V205H235ZM242 204V206L244 207V205ZM253 204V203H252ZM252 204H251V206H252ZM255 204V203H254ZM173 204H171V206H172ZM180 205V204H179ZM187 205H188V207H187ZM210 206L211 208H210V210H209V208L207 207V209L208 210H205L204 209V207L203 206ZM233 205V206H234ZM247 205V204H246ZM248 205H249V203H248ZM256 205H259L258 203L256 204ZM55 206V205H54ZM177 206V205H176ZM217 206H216V208H215V210L214 211H216V209H217ZM224 206V205H223ZM222 206V207H223ZM231 206V205H230ZM236 206H237V204H236ZM254 206V205H253ZM201 207L205 210H203V209H201ZM205 207V208H206ZM219 207V206H218ZM242 207V208H243ZM53 208V207H52ZM190 208V207H189ZM230 209H232L231 211L233 212V213H235L233 210V207L231 208V207H229ZM245 208V207H244ZM219 209H221V207L219 208ZM224 209V208H223ZM222 209V211H225V210H223ZM225 209H227V212L229 213V211H228V208H225ZM236 209H238L237 207L235 208V210ZM246 209V208H245ZM248 209V208H247ZM246 209V210H247ZM249 209H250V207H249ZM52 210V209H51ZM200 210H202V211H200ZM250 210H254L253 208L252 209H250ZM249 210V211H250ZM199 211V212H198ZM203 211H204V213H203ZM206 211H211V213H213L214 214V216L212 217V215H211V217L208 219V217H206V216H208L209 215V213L210 212H208V213H205ZM231 211H230V213H231ZM243 211V210H242ZM197 212V213H196ZM200 212H202V214L204 215H201V213ZM217 212V211H216ZM219 212H221V211H219ZM226 212V211H225ZM224 212V213H225ZM226 212V217H227V215H228V213ZM237 212V211H236ZM241 212V211H240ZM244 212V211H243ZM246 212V211H245ZM224 213L222 214L224 217H225V215H224ZM239 213V212H238ZM168 214V215H169ZM241 214V213H240ZM244 214V213H243ZM177 215V218L175 219V216ZM206 215V216H205ZM232 215V214H231ZM236 215H237V213H236ZM235 215V216H236ZM229 217H230V214L228 215ZM185 217H187V218H185ZM196 217H195V219H196ZM218 217V216H217ZM216 217V218H217ZM228 217V218H229ZM232 217V216H231ZM237 217H238V215H237ZM202 218H204V219H202ZM220 218V217H219ZM218 218V219H219ZM223 218V217H222ZM236 218V217H235ZM31 219V218H30ZM194 219V218H193ZM194 219V220H195ZM207 219V221H204V220H206ZM214 219V218H213ZM218 219L216 220V221H218ZM227 219V218H226ZM226 219H223V220H226ZM230 219H234V218H230ZM238 219L239 218H237V221H238ZM190 220V221H191ZM125 220H123L122 219V221L120 220V223L122 222H124ZM175 221H173L174 223H175ZM193 221V220H192ZM197 221H199V220H196V222L195 223H198V227H197V225L195 226V228L193 227L194 225H192V227L195 229V231H197L198 229H200V228H202L201 226L199 227V224L200 225H202L201 224V222L199 223V222H197ZM213 221V223H211L210 225H208V223L209 222H207L206 224V226L208 227V229L209 228H211L213 225H217V228L214 226V228L212 227V229H209V231L208 230H200V232L198 231V233L196 232V234H195V231H194V229L191 231V230H189V232L188 233H191V232H193V234H195L194 236H192L191 237V235H193V234H191V235H189L188 234V236L186 235L187 234V232H185V230L182 232V233H185L184 235H182V237L180 236L179 238L181 239H185V238H183L185 235V237H187L186 238V240L187 241H189L188 239L190 238V241H189V243L191 242V239H192V242L194 241V239H195V241L197 242H193L195 245H197L196 247H198V243L200 242V238H201V240H203V241H201L200 243H201V245H203L204 243H206V245L204 244L202 247L200 246V247H198L197 249L195 248V250H193V251H195L194 253H193V251L192 252H190V250H189V248L192 246V244L190 245L189 243H187V244H189L188 246H187V244H185L186 242H183V244H185V245H183V246H186V248L185 247H183V246H181V244L179 245V242H178V245L179 246H181V247H179V246H177V244L175 245V247L177 248V249H175L173 246H171V248L173 247V249L174 250H176L177 252L180 250V249H184V250H186L187 249V247H189L187 250V252L189 253H191V254H189V256H191L192 254H194L195 256H193V259H191L192 261V263L191 264H214L215 262H216V260H217V262H218V258H220L219 257V252H220V255L221 256H224L223 255V251L221 250V249H223L224 247H226V245L225 246H223L224 244L223 243H221V242H219L221 239H217V238H214V239H216V241L215 242H219V243H221V244H223L222 246H220V244H218L217 243V245H216V243L214 242V240L212 239L213 237L212 236H216V234L218 233L219 234V236L221 237V235H220V232H221V229H220V231H217V232H215V229H218L219 230V227L221 226V224L219 225L218 223H216V222H214L215 220H212ZM233 221V220H232ZM239 221H240V219H239ZM238 221V222H239ZM126 222V221H125ZM181 222H182V224H181ZM194 222V221H193ZM218 222H220V220L218 221ZM221 222H222V220H221ZM220 222V223H221ZM224 222V221H223ZM227 222V221H226ZM225 222V223H226ZM231 222V221H230ZM235 221H233V223H234ZM241 223L243 222V220L242 221H240ZM240 222L238 223V224H240ZM245 222V221H244ZM243 222V223H244ZM121 223V224H122ZM171 223V222H170ZM177 223V222H176ZM177 223V224H178ZM187 223H188V221H187ZM186 223V224H187ZM215 223V224H214ZM124 224V223H123ZM122 224V225H123ZM126 224V225H125ZM124 225H123V227H122V225H120V224H118V225H120L122 228H123V231L125 230V228L126 227H128L127 225V222L125 223ZM167 224V222L165 223V225ZM169 224V223H168ZM167 224V225H168ZM179 224L177 225V226H179ZM185 224V225H186ZM227 224H230V223H226V226H227ZM245 224V223H244ZM165 225H162V226H164V227H166L167 228V225L165 226ZM170 225V224H169ZM168 225V226H169ZM172 225H174V224H172ZM172 225H170V227H168L167 228V231H165V233L163 232L164 230H166V228H164V230H163V227H160V229L159 230H161L162 232H163V235L164 236H166V234L167 233H169V232H171V233H174L175 232V229H177V231H178V228L176 227V226H173V227H175V228H173L172 227ZM222 225H224L223 223H222ZM235 225V224H234ZM126 226V227H125ZM183 226H184V224H183ZM187 226V225H186ZM229 226V225H228ZM236 227V231H238L239 229L238 228H240L238 225H235ZM242 226V225H241ZM120 230H122V228H120L119 226H117ZM188 227V226H187ZM192 227H191V229H192ZM207 227H203L202 229H204V228H206L207 229ZM223 227V226H222ZM230 227V229L231 228H233V227H231V226H229ZM229 227H227L228 229H229ZM243 227H245V226H243ZM242 227V228H243ZM162 228V229H161ZM169 228L172 230V231H174V232H172L171 230L168 232V230H169ZM224 228V230H225V227H223ZM226 228V230L228 231V229ZM157 229V231H159ZM185 229V228H184ZM187 229V228H186ZM234 229V228H233ZM118 230V229H117ZM127 230H129V229H127L126 228V231ZM211 230H212V234L213 233H216V234H213V235H211ZM224 230H222V232L224 231ZM235 230V229H234ZM126 231H124V232H122V233H120V231H119V233H120V235L118 236V241H119V239H121V235L123 234L124 235V237L122 236V239L120 240L121 242L122 241H125V240H128V237L129 236H131V234L134 236V237H136L137 235H138V237H140L139 239L141 240H144L143 239V237L141 236V234L142 233H138L136 236L133 234V233H135V231H133V229H131V231H128L127 233H125ZM132 231H133V233H132ZM154 231V229H152V231H150V234H151V232H153ZM178 231V232H179ZM186 231H188V229L186 230ZM207 233H206V232ZM231 231V230H230ZM242 231H244V230H242ZM129 232H131L129 235H126V234H128ZM155 233V235H154V237L152 236V234H151V236L150 237H153V238H156L158 235H156V231H154ZM208 232H210L209 234L211 235V238H209L208 240L210 241H208V243H207V240H205L204 241V239H206V238H202V237H207L208 238ZM222 232H221V234H222ZM235 232V231H234ZM125 233V234H124ZM170 233V234H171ZM206 233V234H205ZM228 233V232H227ZM232 233V232H231ZM231 233H229V234H231ZM149 234V235H150ZM170 234H168V235H170ZM175 234V233H174ZM174 234H171V235H173V236H176V234L174 235ZM179 234V233H178ZM181 234V233H180ZM224 234H226L225 232H224ZM224 234H222V237L224 238ZM243 234V233H242ZM244 234H245V232H244ZM162 235V234H161ZM158 236V237H160L161 239H163L162 238V236ZM234 235V234H233ZM232 235V236H233ZM238 235V234H237ZM240 235V234H239ZM128 236V237H127ZM144 236V235H143ZM147 236H148V234H147ZM163 236V237H164ZM173 236H170V237H173ZM226 236H228V235H226ZM242 236V235H241ZM240 236V237H241ZM244 236V235H243ZM133 237V238H134ZM157 237V238H158ZM166 237H169V236H166ZM189 237V238H188ZM198 238V239H196V238ZM229 237V236H228ZM127 238V239H126ZM130 238H132V236L130 237ZM156 238V239H157ZM159 238V240L160 241H162L163 242V240H161ZM219 238V237H218ZM230 238V237H229ZM235 239H236V236L234 237ZM138 238H136V240H137ZM138 239V240H139ZM151 239L152 238H150V240L148 241V243L151 241ZM167 239V238H166ZM169 239V241H170V238H168ZM167 239V240H168ZM227 239V241H228V238L226 237L225 238V240ZM237 239H240L239 238V236H238V238ZM242 239H243V237H242ZM245 239V238H244ZM243 239V240H244ZM248 239V238H247ZM250 240H252L253 241V238L251 239V238H249ZM129 240H131V239H129ZM133 240V239H132ZM141 240V241H142ZM158 240V241H159ZM165 240V239H164ZM212 240H213V242L215 243V245L214 244H212L213 242H212ZM224 240V241H225ZM230 242H233L232 241V239L230 238ZM246 240V239H245ZM119 241V242H120ZM158 241H155V239H154V241L152 240L151 242H153L152 244L150 243V245H148V244H145V246H146V248H143V247H145V246H142L141 248L143 249V251H145L146 252V250L149 248H153V247H156L157 245H162V243L161 242H159V244L158 243H155L154 244V242H158ZM179 241V240H178ZM221 241H223V240H221ZM239 241H242V240H239ZM247 242H248V240H246ZM245 241V242H246ZM203 242V243H202ZM212 242V243H211ZM229 242V241H228ZM229 242V243H230ZM238 242V241H237ZM244 242V241H243ZM246 242V243H247ZM249 242H251V241H249ZM168 241L166 242V243H164L163 245L165 246L166 244L168 245ZM180 243H182L181 242V240H180ZM211 243V244H210ZM225 243V242H224ZM252 243V242H251ZM170 244V243H169ZM172 244V243H171ZM170 244V245H171ZM193 244V246H195ZM209 244V245H208ZM231 244V243H230ZM233 244H235V241L233 242ZM248 244V243H247ZM246 244V245H247ZM147 245H148V247H147ZM152 245H154V246H152ZM159 245V246H160ZM170 245H169V247H170ZM236 245V244H235ZM240 245V244H239ZM242 246H243V248H245L244 247V245H243V243L241 244ZM150 246V247H149ZM218 246H220V247H218ZM227 246H228V244H227ZM230 246V245H229ZM228 246V247H229ZM233 246V245H232ZM241 246V247H242ZM249 246V245H248ZM158 247V246H157ZM156 247V248H157ZM168 247V246H167ZM179 247V248H178ZM183 247V248H182ZM219 249H218V248ZM237 247V246H236ZM141 248H140V250H141ZM170 248V249H171ZM231 248V247H230ZM239 248V247H238ZM247 248V247H246ZM148 249V250H149ZM168 249V248H167ZM193 249H194V247H193ZM226 248H224L223 250H225ZM233 249V248H232ZM242 249V248H241ZM151 250V249H150ZM153 250H155L154 252H156V249H153ZM192 250V249H191ZM219 250H221V251H219ZM227 250V249H226ZM243 250V249H242ZM242 250H241V254H242ZM245 250V249H244ZM248 250H249V247H248ZM164 252H165V250H163ZM171 251V250H170ZM182 251V250H181ZM235 251V250H234ZM247 251V250H246ZM253 251V250H252ZM142 252V251H141ZM149 252L151 253V251H148L147 253L149 254ZM153 252V253H154ZM187 252H184V253H186V254H183V253H180V255L181 256H186V255H188V253ZM198 252V253H197ZM225 252V251H224ZM229 252H230V250H229ZM232 252V251H231ZM157 253V252H156ZM162 253V252H161ZM179 253V252H178ZM200 253V254H199ZM228 253V252H227ZM227 253H225L226 255H227ZM233 253V252H232ZM236 254H237V251L235 252ZM245 253V252H244ZM249 253V252H248ZM260 253V252H259ZM142 254V253H141ZM144 254V253H143ZM146 254V253H145ZM145 254L143 255V257H142V255H138L141 259L142 258H146L145 257ZM155 254V253H154ZM151 255V257H153L154 256V261H156V263L157 264H159L160 263V261L161 260H158V262H157V258H159L158 257V255ZM166 255L168 254V250H166V253H165ZM230 254V253H229ZM228 254V255H229ZM250 254H252V253H250ZM253 254H254V251H253ZM256 254V253H255ZM135 255L136 254H134V255H132V257H130V258H133V256H134V258L129 262L130 264L132 263L133 264V262L132 261H134V264H137L136 262L138 261V263L140 262V264L143 262H145L144 261V259H143V261H141L140 259H139V257L138 256H136L135 257ZM163 255H164V253H163ZM162 255V256H163ZM201 255V256H200ZM225 255V256H226ZM239 255V254H238ZM244 255V254H243ZM147 257H149L150 255H146ZM157 256V258L155 259V257ZM161 256V255H160ZM165 256V255H164ZM184 256V257H185ZM191 256V257H192ZM200 256V258H198ZM212 256L215 258H212ZM245 256H248L247 254H245ZM251 256V255H250ZM188 256H186V258H187ZM191 257H189V258H191ZM197 259H196V258ZM231 257H232V254H231V256L229 257V259H231ZM233 257H235V263H237L236 262V259H238L237 257V255H235V254H233ZM232 257V258H233ZM239 257H242V256H239ZM249 257V256H248ZM248 257H246V258H248ZM257 257H258V255H257ZM256 257V258H257ZM261 257V256H260ZM183 258V257H182ZM189 258H187V259H189ZM222 259H223V257H221ZM227 258V257H226ZM225 258V260H227ZM244 258V257H243ZM134 259H136V262H135V260ZM138 259V260H137ZM150 259V258H149ZM152 259H150V261H152V262H154ZM161 259V258H160ZM187 259H186V263L188 262L187 261ZM195 259H196V262H195ZM250 259L252 260V259H254V258H251L250 257ZM258 259V258H257ZM257 259H255V260H257ZM262 259V257L259 259V260H261ZM147 260V259H146ZM184 260H185V258H184ZM183 260V264H186L185 263V261ZM190 260V259H189ZM234 260V259H233ZM242 260H245V259H242ZM241 259H239V262H241L242 261ZM248 260V259H247ZM251 260H249L250 261V263H249V261H247L249 264H251L252 263V261ZM103 261H106V260H103ZM103 261H102V264H103ZM124 261V260H123ZM126 261V260H125ZM149 261V260H148ZM150 261H149V263H150ZM230 262H231V264H233V261H232V259L231 260H229ZM229 261H227L228 262V264H230L229 263ZM254 261V260H253ZM226 261H225V263H227ZM246 262V261H245ZM254 262H256V261H254ZM259 262V261H258ZM105 263V262H104ZM119 263H121V262H119ZM127 263V262H126ZM128 263V264H129ZM148 263V262H147ZM148 263V264H149ZM156 263H154V264H156ZM219 263H221V261L219 260ZM218 263V264H219ZM247 263V264H248ZM54 264V263H53ZM59 264V263H58ZM122 264V263H121ZM124 264H125V262H124ZM150 264H153V263H150ZM190 264V263H189ZM215 264H217V263H215ZM223 264V263H222ZM244 264H246V263H244ZM255 264H257V263H255Z\"/></svg>","mask_w":264,"mask_h":264},{"label":"bare ground","instance_id":"2","mask_svg":"<svg viewBox=\"0 0 264 264\" xmlns=\"http://www.w3.org/2000/svg\"><path fill=\"white\" fill-rule=\"evenodd\" d=\"M1 2L3 1L5 4H2L1 3V5H0V7L2 8V9H10V8H13L14 10H16L17 9V11L18 12H20V10H23V12H24V10H27V11H29L30 12V10H31V12L33 13L34 11L33 10H39L38 12L41 14V11H44V9H49L50 8V10H58L57 12L59 13V14H63V15H65V14H69V15H96V14H99V15H101V14H107L108 12L107 11H109L110 13H114L116 10V12H119V9H120V7H121V9L123 8L122 6V4H124V3H121V1H123V0H99V2L97 1H95L94 2V0L92 1V0H90V1H87V0H79V1H77V0H75L76 1V3L75 2H73V4L71 5H66V4H59V3H57L56 4V1L57 0H54L55 1V3H54V1H53V3L54 4H52V2H49L48 0H0ZM52 1V0H51ZM63 1V0H62ZM61 1V3H63ZM65 2L67 1V0H64ZM125 1V0H124ZM129 1V0H128ZM127 0H126V2H128ZM152 1V0H151ZM151 1H149L150 2V6H149V8H155V10L157 9L158 11L160 10H162V8L164 7V12L166 13V14H168L169 16H171V15H174V13H175V15L176 14H180L181 16H179V14L178 15H176V16H178V18L177 19H175L174 21H178V22H176V23H179V20H183L182 21V23L184 24V25H186V23L187 22H190V23H188L187 25L189 26V28H190V26H192V22H194L193 21V17H196L195 16V14H194V16H192V18L191 17H189L190 19H188V17H187V13H188V11H189V13H190V10L188 9L189 7L188 6H186V7H183L184 5H182V4H180V1H181V3H182V1L183 0H153L152 2ZM191 1V3H193V5H194V3L196 2V0H190ZM200 1V0H199ZM222 1H227V0H221V2ZM241 1H244V0H241ZM64 2V3H65ZM125 2V3H126ZM133 2V1H132ZM153 2H154V4H153ZM184 2V1H183ZM203 2V0H201V3H199V2H197V3H195L197 6V8H196V10H198L200 7H202L203 6V8H205L204 6H205V4H203L202 3ZM205 2V1H204ZM233 2L235 3V1L233 0ZM232 2V3H233ZM236 2H238L237 0H236ZM245 2V1H244ZM253 2H255V1H253ZM68 3V2H67ZM146 3V2H145ZM188 3V2H187ZM208 3V2H207ZM214 3V2H213ZM223 3V2H222ZM221 3V5H223ZM248 3V2H247ZM250 3V2H249ZM256 3V2H255ZM259 3V2H258ZM128 4H130L129 2H128ZM136 4V3H135ZM147 4V3H146ZM152 4V5H151ZM189 4V3H188ZM188 4H186V5H188ZM200 4H202V5H200ZM261 4H263V3H261ZM143 5V4H142ZM198 5H200V7L198 6ZM237 5V4H236ZM240 5H241V3H240ZM248 5V4H247ZM246 5V6H247ZM254 6V5H257L256 7L257 8H255V11H254V14H255V12H256V10L257 9H259V20H260V22H261V24L264 26V6H260V7H258V4H251L250 6H248V7H245V10H247L246 8H248V9H250L249 7H251V6ZM55 7V8H52V7ZM131 6V5H130ZM181 6L183 7L182 9L184 10H182L181 9ZM227 6H229V5H227ZM232 6V5H231ZM136 7H137V4H136ZM211 7V6H210ZM209 7V8H210ZM216 7V6H215ZM218 7V6H217ZM220 7V6H219ZM52 8V9H51ZM132 8V7H131ZM146 8V7H145ZM148 8V9H149ZM186 8V9H185ZM227 8V7H226ZM242 8V7H241ZM244 8V7H243ZM254 8V7H253ZM253 8H252V14H253ZM13 9H11V10H13ZM121 9H120V11H121ZM124 9H126V11L129 9H127L126 8V6L124 5ZM124 9H122V12L124 13ZM134 9V8H133ZM167 9V10H166ZM191 9V8H190ZM213 9H214V7H213ZM212 9V10H213ZM140 10V9H139ZM142 10V9H141ZM144 10V9H143ZM162 10V11H163ZM186 10H187V12H186ZM203 10V9H202ZM222 10V9H221ZM229 10V9H228ZM244 10V9H243ZM243 10H241V12L243 11ZM16 11V12H17ZM37 11H36V13H37ZM114 11V12H113ZM131 11V10H130ZM136 11H138V10H136ZM146 11H148V10H146ZM157 11V12H158ZM208 10H206V12H207ZM217 11V10H216ZM249 10H247V12H248ZM46 12H48V11H46ZM55 12V11H54ZM102 12H104V13H102ZM132 12H134V11H132ZM145 12V11H144ZM152 12V11H151ZM156 12V11H155ZM185 15V16H183V14ZM194 12H197V11H195L194 10ZM212 12V11H211ZM223 12V11H222ZM230 12V11H229ZM234 12H236V10L234 11ZM239 12V11H238ZM244 12V11H243ZM36 13H34V14H36ZM51 13V12H50ZM130 13V12H129ZM137 13V12H136ZM160 13H162V12H160ZM165 13H164V15H165ZM199 13V12H198ZM203 13V12H202ZM205 13V12H204ZM214 14H215V10H214V12H213ZM220 13V12H219ZM218 13V14H219ZM227 13V15H228V12H226ZM232 13V12H231ZM43 14V13H42ZM55 14H56V12L54 13V16H55ZM59 14H57L58 16H61V15H59ZM138 14V13H137ZM142 14V13H141ZM144 14H146V13H144ZM149 14V13H148ZM158 14V13H157ZM211 14V13H210ZM217 14V15H218ZM222 14V13H221ZM225 14V13H224ZM240 14V13H239ZM251 14V13H250ZM44 15V14H43ZM51 14H49V16H50ZM129 15V14H128ZM151 15V14H150ZM167 15V17H166V15L164 16L165 17V19H167L168 20V16ZM232 15V14H231ZM257 15H258V12L256 13V16H254V15H251V16H253V17H257ZM48 16V15H47ZM46 16V17H47ZM122 16V15H121ZM124 16H125V14H124ZM131 16V15H130ZM189 16V15H188ZM190 16H191V14H190ZM203 16V15H202ZM209 18H211V16H213L212 14H211V16H209V15H207ZM214 16H216V14L214 15ZM219 16V15H218ZM220 16H222V15H220ZM220 16H219V20H221L222 18H220ZM236 16V15H235ZM238 16V15H237ZM236 16V17H237ZM241 16V15H240ZM249 16V15H248ZM248 16H246V13L244 12L243 13V17L244 18H242V19H240L239 18V20H243V19H245V20H243V21H247L246 22V25L247 24H249L250 23V21H252V19L250 18V19H248V20H246V18L245 17H247V18H249ZM67 17H68V15H67ZM127 17V16H126ZM181 17V19H179ZM183 17H185V18H183ZM230 17V16H229ZM242 17V16H241ZM252 17V18H253ZM50 18V17H49ZM54 18V17H53ZM58 19H57V21L58 22H56L55 20V23L57 24L58 23V25H60V24H62L61 26H65V27H70V25H71V23L68 21L67 23H66V21L67 20H64V17L61 19V18H59V17H57ZM65 18H66V16H65ZM196 18H198V16L196 17ZM224 18V17H223ZM232 18V17H231ZM238 18V17H237ZM47 19V18H46ZM60 19H61V21H60ZM73 19V18H72ZM179 19V20H178ZM188 19V20H187ZM192 19V20H191ZM214 19V18H213ZM235 19V18H234ZM63 20V21H62ZM70 20V19H69ZM77 20V19H76ZM195 20V22H198L197 21V19H194ZM208 20V19H207ZM230 20V19H229ZM229 20H227V23H229L228 21ZM236 20V19H235ZM239 20L237 21V22H239ZM250 20V21H249ZM253 20L255 21V24H253V25H255V28L257 27L256 25H258L259 24V22H257L256 20V18H253ZM48 21V20H47ZM47 21H46V23H47ZM75 21V20H74ZM73 21V22H74ZM187 21V22H186ZM205 21H206V19H205ZM204 21V22H205ZM211 21V20H210ZM215 21V20H214ZM213 21V22H214ZM231 21H232V19H231ZM230 21V22H231ZM242 21V22H243ZM254 21H252V22H254ZM45 22V21H44ZM49 22V21H48ZM52 22V21H51ZM76 22V21H75ZM74 22V23H75ZM166 22V21H165ZM168 22V21H167ZM216 22V21H215ZM233 22H234V20H233ZM235 23V24H238V23ZM244 22V23H245ZM257 22V23H256ZM209 23V22H208ZM208 23H206V24H208ZM219 23V22H218ZM220 23H221V21H220ZM243 23V24H244ZM49 24H51V23H49ZM48 24V25H49ZM163 24V23H162ZM190 24V25H189ZM232 24V23H231ZM241 24V23H240ZM261 24H260V26L259 27H257L256 29L258 30L259 28H263L264 29V27L263 26H261ZM52 25V24H51ZM175 25V24H174ZM178 25V24H177ZM176 25V26H177ZM183 25V26H184ZM204 25V24H203ZM211 26L213 25V23L212 24H210ZM220 25V24H219ZM223 25H226L225 23L223 24ZM229 25V24H228ZM234 25V24H233ZM239 25V24H238ZM237 25V26H238ZM252 25V26H253ZM45 26H46V24H45ZM55 26H57V25H55ZM179 26V25H178ZM220 26H222V24L220 25ZM227 26V25H226ZM241 26H243L244 27V25H241ZM53 28L52 26H50L49 25V27L48 28ZM58 27V26H57ZM184 27H186V26H184ZM216 27V26H215ZM223 27V26H222ZM228 27V26H227ZM235 27H236V25H235ZM254 27V26H253ZM48 28H46V29H48ZM50 28V29H51ZM59 28H60V26H59ZM176 28V27H175ZM188 28V27H187ZM218 28V27H217ZM223 28H225V27H223ZM230 28H231V25H230ZM251 28V27H250ZM261 28V29H262ZM74 29V28H73ZM178 29V28H177ZM184 29V28H183ZM215 29V28H214ZM214 29H213V31H214ZM262 29V30H263ZM74 30H76V29H74ZM180 30V29H179ZM256 30V31H257ZM52 31V30H51ZM171 31V30H170ZM169 32V31H168ZM174 32V31H173ZM258 32H259V30H258ZM261 32V31H260ZM263 32V31H262ZM165 33V32H164ZM163 33V34H164ZM177 33V32H176ZM187 33V32H186ZM185 33V34H186ZM184 34V33H183ZM189 34V33H188ZM183 35L184 37L182 38V40H181V42H180V45L182 46L184 43H186V45L184 44L183 46H182V48H186L185 50H187L188 48L187 47H189V46H187V42H182V41H186V39L185 38H187V37H191L192 36V34L193 33H191L190 35ZM202 34V33H201ZM167 35V34H166ZM176 35V34H175ZM177 35H179L178 33H177ZM234 35V34H233ZM248 35H250V34H248ZM258 35V34H257ZM260 35V34H259ZM262 35H264V33L262 34ZM261 35V36H262ZM162 36V35H161ZM173 36V35H172ZM180 36H182L181 34H180ZM201 36V35H200ZM229 36V35H228ZM253 36V35H252ZM166 37V36H165ZM168 37H169V35H168ZM177 37V36H176ZM204 37V36H203ZM222 37V36H221ZM227 37V36H226ZM230 37H232L231 35H230ZM230 37H229V42L231 41V39H230ZM234 37V36H233ZM233 37H232V39H233ZM246 37V36H245ZM250 37V36H249ZM255 37H257V36H255ZM264 37V36H263ZM215 38H217V37H215ZM219 38V37H218ZM225 38V37H224ZM223 38V39H224ZM236 38H237V36H236ZM238 38H240V37H238ZM241 38L243 39L244 37H242V35H241ZM247 38V37H246ZM165 39V38H164ZM184 39V40H183ZM220 39V38H219ZM256 40L258 39V38H255ZM160 40V39H159ZM189 39L187 38V41H188ZM191 40V39H190ZM227 40V41H228ZM233 40H235V39H233ZM161 41V40H160ZM164 41V40H163ZM174 41H175V39H174ZM192 41V40H191ZM204 41V40H203ZM203 41L201 40H199V38H198V42L200 43L201 42V44L203 43ZM215 41H217V40H215ZM219 41V40H218ZM217 41V42H218ZM226 41V42H227ZM245 41V40H244ZM264 41V40H263ZM162 42V41H161ZM171 42V41H170ZM170 42H169V44H170ZM210 42V41H209ZM214 42V41H213ZM220 42V41H219ZM228 42V43H229ZM234 42H236V41H231L230 42V44L231 43H233V45L235 44L236 45V47H237V43L238 42H236V43H234ZM249 42V41H248ZM251 42H253V41H251ZM256 42V41H255ZM166 43H168V42H166ZM206 43V42H205ZM211 43V42H210ZM215 43V42H214ZM222 42H220V44H221ZM242 43V42H241ZM246 43V42H245ZM254 43V42H253ZM17 44V43H16ZM174 44V43H173ZM201 44H200V46H201ZM224 44V43H223ZM223 44H221V46L223 45ZM227 44V43H226ZM247 44H249V43H247ZM166 45V44H165ZM171 45V44H170ZM170 45H168V47L167 48H169V46ZM203 46H204V43L202 44ZM215 45H218V44H216L215 43ZM227 45H229V44H227ZM232 45V44H231ZM243 45V44H242ZM7 46H8V44H7ZM12 46H13V44H12ZM18 46H19V44H18ZM175 46V45H174ZM181 46H179V47H181ZM202 46V47H203ZM212 46V45H211ZM224 46V45H223ZM239 46H241V44L239 45ZM250 46V45H249ZM253 46H254V44H253ZM9 47H10V45H9ZM8 47V48H9ZM17 47V46H16ZM85 47H86V45H85ZM87 47H88V45H87ZM172 47V46H171ZM207 47V46H206ZM225 47H226V45H225ZM234 47V46H233ZM235 47V48H236ZM19 48H21V47H19ZM190 48V47H189ZM208 48V47H207ZM206 48V50H208ZM234 48V49H235ZM240 48V47H239ZM17 48H15V50H16ZM191 49V48H190ZM232 49V48H231ZM238 49V48H237ZM241 49V48H240ZM240 49H239V51H240ZM256 49V48H255ZM18 50V49H17ZM16 50V51H17ZM22 50H24V49H22ZM169 50V49H168ZM171 50V49H170ZM200 50V49H199ZM205 50V51H206ZM233 50V49H232ZM245 50V49H244ZM250 50V49H249ZM259 50H260V48H259ZM25 51V50H24ZM167 51V50H166ZM171 51H173V50H171ZM203 50H201V52H202ZM211 51V50H210ZM238 51V50H237ZM252 51H253V48H252ZM252 51H249V52H252ZM263 52V54H264V49L262 50ZM26 52V51H25ZM125 52V51H124ZM123 52V53H124ZM213 52V51H212ZM210 53V54H207V55H213V53ZM217 52V51H216ZM246 51H244V53H245ZM254 52V51H253ZM259 52V51H258ZM18 53V52H17ZM122 53V54H123ZM164 53V52H163ZM204 53H206V52H204ZM209 53V52H208ZM218 53V52H217ZM234 53V52H233ZM240 53H241V51H240ZM243 53V54H244ZM255 53V52H254ZM20 54V53H19ZM168 54H170L169 52H168ZM220 53H218V54H216V55H218V56H220L219 55ZM256 54V53H255ZM124 55V54H123ZM206 55V54H205ZM241 55H242V53H241ZM245 55V54H244ZM257 55V54H256ZM233 56L235 57V54H233ZM243 56V55H242ZM252 56V55H251ZM250 56V57H251ZM258 56V55H257ZM261 56V55H260ZM264 56V55H263ZM24 57H25V55H24ZM111 57H113V58H115V57H117L115 54H113ZM111 57H110V60H113V61H111V63H113V66L114 65H116L117 64V66H119V67H116V66H114V67H116V68H114V67H112V64L110 63V61H109V58L108 59H104V63L103 62H99L100 64H101V66H104V68H105V65H106V68L105 69H108V70H105L106 72H104V68L103 67H99V63H98V67L96 66V69L98 68V69H102L101 71L103 72V74H102V72L100 73V72H96V73H99L100 74V77L103 79V81H101L102 79L98 76V74L96 75V76H98L99 77V79H100V82L105 86V87H107V90H105L104 88V90H105V92L107 91V96L110 94V100H112V99H115V101L113 100V101H110L109 100V97H108V101L109 102H112V103H110L109 104V102L108 101H106L107 102V104L109 105H107V104H105L106 106L104 107H102V105H98L97 106V104H98V101L100 100L101 101V99H99V96L100 95H104V92L102 91L103 89H102V86L103 85H101V83L98 81L99 79L97 78V77H95V74L96 73H94L93 75H94V77H93V81L94 80H96L97 82H99V85H97L96 86V81L95 82H93L92 83V81H89L90 82V85H88L87 86V88L88 89H85L84 90V86H86L88 83V81H86V79L88 78H86V77H84V78H86V79H84V81H83V79L81 78V77H83V76H81L80 75V78L78 79V78H75V79H78V80H76L75 82H74V84L71 86H69V87H71V88H65V86L66 85H59V90H61V92L62 91H64V95H65V97H63V99H62V101H60V104H61V106L62 107H65L64 108V111H65V113L66 114H68V113H71V112H75V111H77V110H79V109H83V111H84V109H85V111L86 112H88L89 110H90V104H92V103H90L89 104V102L90 101H93V100H90L89 101V98H88V101H87V97H85V96H89V94H88V92H89V90H90V92H92V90L94 91V89H90V88H94L95 86L96 87H98V89L96 88L95 90L97 91H94L97 95H99V96H97V95H95V93L94 92H92L91 93V95L93 94V95H95L96 97H98V98H96L98 101H96V99L94 98L95 96H93V98H94V101L93 102H95V103H97L96 104V109H98V110H102L103 108H104V112L103 111H101L102 112V115H104L103 116V118L104 117H106V119L104 118H102V117H99V116H101V115H99V114H96V113H94L95 112V108L94 107H92L93 108V110H92V112L94 113V114H96V115H92L93 113H91V110H90V112L88 113V115H87V117L89 118V121H90V119L91 120H93L92 118L94 117H96L97 115H99L98 117V119H99V121H102V120H100V119H103V121L102 122H100L99 123V121L97 120L96 122H97V124L99 123V127L100 126H102V124H103V122H104V126H103V130H101V132L103 131H106V129L108 128L107 126L109 125V122H111L112 124H113V126H116V128L117 127H119L120 128V130H119V132H121V131H123V130H128L127 128L129 127L130 129H129V131H130V134H132L131 133V131L132 130H134V131H132L134 134H136L135 136L136 137H138L139 135L138 134H140L141 133V131L144 133H141L140 134V139L139 138H137V139H139L138 141L136 140V137H132L130 140H136V142L138 143L139 141H141V140H143L144 139V141L147 143V141H148V138H149V143H152V144H150V146L152 147L154 144H156L157 143V147L159 146L160 148L159 149H162L161 147H162V145H160V144H163V140L164 139H166L167 140V142H168V139H169V142H168V145L166 144V146H169V143L170 144H172L171 143V141H173L172 139L173 138H175V139H177L176 140V142H178V144L179 143H181V145H177V143L176 144H174V145H177V146H181L182 148H188V150L187 149H183L182 150V148H180L182 151H186L187 153H188V156L186 155L187 153L186 152H183V157H188L189 159L188 160H186L185 158H183V157H180L181 156V154H180V152H178V151H181L180 149H179V147H175L174 145L173 146H169V148H172V147H175V148H173V150L172 149H170V150H172V151H175L176 152V148H177V152H176V154L177 155H179L178 156V158H180V159H178L179 161L182 159L186 164H187V167H191V166H193L192 164H193V162H192V160H197V159H200V158H202L201 156L203 155V154H207V156H208V154H210L211 152H206V150H205V152L204 153H202V152H200V154H198L199 152L198 151H196V150H199V148H197L196 146H199L200 147V144H198L197 145V143L195 144V143H193L192 141V143H193V145H190V143L191 142H189V144H187L185 141H183L185 144H183L182 142H179V141H182V139L181 140H179L180 138L179 137H177V136H175L174 137V134L171 136L172 137V139L170 140V138H168V137H166L167 135L165 134L166 133V131L165 132H163L162 133V131H163V129L164 128H169L168 127V125H169V123L170 124H174V123H176V122H174V123H172L171 122V118L173 119V118H175L177 115L179 116L180 115V113H181V115L183 114L184 115V117L182 116V118H183V120L185 119L186 120V118L187 119H189V118H191L190 116V112H188V111H191V110H193L194 109V105H199L200 104V102H204L202 105H199L198 107H202L203 106V108H204V106H205V108H204V110H203V113L200 115L199 114V116H201L202 117V119H201V117H199L198 115L197 116H194V117H197L196 118V120L197 121H200V122H203L202 124H204L205 126L203 127V130H204V128L206 129V124H210V127L214 130V132L213 131H211L212 129H210L209 130V134H210V131H211V133L213 134V136L215 135V136H217V137H219L220 138V135H222L221 137L222 138H220V139H222L221 141H220V139L219 138H217V140H216V138H215V142L213 141L212 143H215V144H212V143H206V144H208V146H206V144L205 145H203V144H201V147L203 146L204 148H203V150L204 149H206L205 148V146L206 147H208V149L207 150H209L210 149V146L211 147H213L214 149H215V147H217L216 149L218 150V152H217V150H216V152L217 153H215L217 156H218V158H217V156H215L216 158L214 159L213 158V161L215 160H217V162H215V163H217V164H221V162H222V164L221 165H223V163H225L226 162V156H227V154L228 153H230V152H233V150H238V155H240V157L238 156H235V157H233L232 155V157L233 158H236V160H239V162L238 161H235V159H233V158H230L229 160L231 161V160H234L233 162H232V164L231 165H236V170L237 171H240V169H241V172H242V169H246V167H248V166H246L247 165V162L246 161H250V159L252 160V162L251 163H254V161L256 162V163H254L255 164V167L257 168V166H263L264 164H263V162H262V165L260 164L261 162H258V161H264L263 159H264V150L263 149H259V148H257V149H255L256 147L255 146H257V145H255V142L253 141V139H251L252 140V142H254L253 144L255 145H253V148H252V146H251V144L250 143H252V142H250L251 140L250 139H248V136L246 137V136H244V138L242 137L243 135L242 134H240L239 133V135H238V133H236V132H234L235 130H237V132H238V130L239 129H235L236 127L238 128L239 126L241 127L242 125H243V122H244V119L242 118V116H240L239 115V117L237 116V115H234V116H231V112L232 111H239V112H245V111H249V107H248V104L246 103L245 104V100H244V98H242L241 96H239V97H237V94L235 93V91H233V93H232V91L230 90V87H226V86H224V85H222V88H224V89H220V90H218V92H221V94H222V96H220V93L218 94H215L214 93V96H213V94H212V92L210 93V91L213 89V88H210V86H206L207 87V89L209 90V92L207 93L206 91H205V89L204 88H206L205 87V85H208L209 83H210V81L209 82H207L206 84H203L202 85V82H201V87H200V89L202 90H199V91H201V92H199L198 90H197V87L196 88H192L193 87V85H192V87L190 88V89H186L184 92L185 93H180V94H182L181 96H179V98L180 97H182L184 94H185V96L188 94V93H192V95H196V93H201L202 95H203V97H204V91L206 92L205 94H206V96L204 97V99L202 100V95H201V98H200V94L198 93V101H196L197 100V95L196 96H194L193 98L195 99L196 98V100H194L196 103H194V101H192L193 100V98H191L192 96H190V94H188L186 97H188V96H190V99H192V100H190V106H191V103H192V106H193V108L192 109H190L191 107L188 105V106H186V108H188V109H185L183 106L184 105H182L181 104V108L183 107V109H181V111H180V113L179 114H177L175 111H174V109H173V111H172V113H176V114H172V113H164L165 115H162L163 117H164V119L162 118V116H160L159 114L157 115V114H155L156 112H155V110L157 111V108H158V106H157V108H154V107H151V109H149V108H147L146 109V107L144 106V104H146V103H148V102H145L144 104H141V103H143V102H140V101H136V102H140L139 104L138 103H136L135 105H137V107H134V105H132V103H130V104H127V102L126 101H128V103L131 101L130 99H129V97H127L128 96V94L127 95H125V94H123V95H121V93L125 90L124 88H122V87H120V67L125 63H122V65L120 66V64H121V59H120V57H119V59H120V61H118V58H115V59H117L116 60V62H115V60L112 58L111 59ZM230 57H231V55H230ZM262 57V56H261ZM209 58H212V56L210 57L209 56ZM209 58H207V59H205V60H207V61H205L204 60V62H209L210 64H211V62H212V64L211 65H213V68L210 66V65H208V71H207V75H209V71H210V73H214V71H215V73H217V71L219 70V72L221 73V71H223V70H225V71H230L231 69V67L230 66H228V63L226 64V61H224V60H220V59H218V60H215V61H218V63L216 62L215 64L216 65H218V67L220 66V68H222L221 67V64H220V62L222 63V66L224 65V69L222 68V70L220 69V68H217L216 66H214V64H213V60L212 61H210V59ZM227 58V57H226ZM242 58H244V57H242ZM249 58V57H248ZM255 58V57H254ZM258 58V57H257ZM263 58V57H262ZM124 59H126V58H124ZM123 60V59H122ZM229 60V59H228ZM227 60V61H228ZM95 61H97L98 62V60H95ZM108 61H109V63H110V65H109V63H108ZM125 61V60H124ZM254 62H255V59L253 60ZM120 64H119V63ZM167 62V61H166ZM231 62V61H230ZM259 62V61H258ZM104 65H103V64ZM247 63V62H246ZM249 63V62H248ZM263 63V62H262ZM15 64V63H14ZM19 64V63H18ZM231 63H229V65H230ZM253 64V63H252ZM24 65V64H23ZM232 65V64H231ZM245 65V64H244ZM249 65V64H248ZM26 66V65H25ZM108 66V67H107ZM124 66V65H123ZM3 67H5V66H3ZM28 68H29V66H27ZM93 67V66H92ZM210 67V68H209ZM217 68V71H216V68ZM263 67H264V63H263ZM10 68V67H9ZM14 68V67H13ZM16 68V67H15ZM13 69V71H12V73H10V74H12L13 75V72L17 69ZM18 68H19V66H18ZM21 68V67H20ZM22 68H24L23 69V71L25 70V67H23L22 66ZM42 68H44V67H42ZM48 68V67H47ZM47 68H45L46 70H47ZM111 68H113V69H116V71L118 72L119 71V73H117L116 71H111L112 69ZM118 68V69H117ZM4 69V68H3ZM11 69V68H10ZM44 69V70H45ZM80 69H82V68H79V69H77V70H80ZM84 69H86L85 67L82 69V71H79V72H83V71H85ZM95 69V67L93 68V70ZM95 69V70H96ZM212 69H215V70H212ZM0 70H1V68H0ZM21 70V69H20ZM20 70H16L18 73H20L19 71ZM40 70V69H39ZM44 70L42 69V71L44 72ZM76 70V73H78V71ZM95 70L93 71V72H95ZM212 70V71H211ZM8 71H9V69H8ZM15 71V72H16ZM25 71H27V69L25 70ZM42 71H41V74H42ZM87 71V70H86ZM97 71V70H96ZM263 71H264V69H263ZM9 72H11V71H9ZM32 72V71H31ZM37 72V71H36ZM35 72V73H36ZM40 71H38V73H39ZM48 72H51V70L49 69L48 70ZM64 71H62V73H63ZM88 72V71H87ZM87 72H83V73H87ZM108 72L110 73L109 75H108ZM111 72H114V74H111ZM205 72V71H204ZM18 73H15V74H18ZM23 73V72H22ZM25 73V72H24ZM28 73V72H27ZM34 75H35V73H34V71L32 72ZM32 73H31V75H32ZM37 73V74H38ZM61 73V72H60ZM59 72H58V75L60 74ZM61 73V74H62ZM67 73H68V71H67ZM83 73H81V74H83ZM105 73H107V76H105ZM115 73H117V74H115ZM223 73V72H222ZM260 73V72H259ZM262 73V72H261ZM260 73V75H259V79L261 78V80H260V83H262V84H259L260 85V87H259V85H258V89L260 90V89H262L263 88V90H264V85H263V83H264V72L261 74ZM6 74V73H5ZM41 74H38L39 76L41 75ZM51 74H54V73H52L51 72ZM50 74V75H51ZM59 75V76H64L63 74H66V72L65 73H63L62 75ZM102 74V75H101ZM4 75V74H3ZM11 75V76H12ZM20 75H21V73H20ZM23 75V74H22ZM22 75H21V78H22ZM30 75V74H29ZM29 75H27V76H29ZM45 75V74H44ZM48 75V74H47ZM47 75H45L46 77H47ZM57 75V76H58ZM66 75H68V74H66ZM65 75V76H66ZM78 75V74H77ZM84 75V74H83ZM113 75H115V77H116V75L118 76L117 77V80H119V81H117V80H115V77L113 76ZM251 75V74H250ZM2 76V75H1ZM10 76V75H9ZM8 76V77H9ZM15 76V79H16V76L18 77V82H19V75H14ZM14 76H12V78L14 77ZM26 76V77H27ZM37 76V75H36ZM39 76H37V77H39ZM58 76V77H59ZM64 76V77H65ZM105 78H104V77ZM112 76H113V78H112ZM262 76H263V78H262ZM6 77V76H5ZM7 77V78H8ZM23 77H25L24 75H23ZM30 77V76H29ZM32 77H33V75H32ZM58 77H56V78H58ZM64 77H62V78H64ZM91 77H92V75H91ZM111 77V78H110ZM245 77L246 76H244L243 78L245 79ZM253 77V76H252ZM252 77H249L248 78V76L246 77V79L245 80H243V82H242V84L244 85V87H243V89L244 88H246L245 90H242L243 91V93H241V92H237L238 93V95L241 93V94H244L245 93V95L247 94V92H249L247 95H251L250 97H252V93L253 94H255L254 92H256V90H252V87H249V86H251L252 84H251V82H248V83H246L247 82V80L249 79L250 81H252L250 78H252ZM1 78H3V77H1ZM21 78H20V80H21ZM34 78H36V77H33V78H31V79H34ZM61 78V77H60ZM66 78V77H65ZM94 78H96V79H94ZM110 78V79H109ZM248 78V79H247ZM14 79V80H15ZM27 80H28V77L26 78ZM25 79V80H26ZM91 80H92V78H90ZM90 79H88V80H90ZM98 79V80H97ZM105 79H106V81H105ZM108 79V80H107ZM113 79L115 80V81H117L116 83L117 84H115V81H113ZM0 80H2V79H0ZM13 80V79H12ZM263 80V81H262ZM6 81V80H5ZM23 81V80H22ZM29 81V80H28ZM86 81V82H85ZM244 81H246L245 83H244ZM3 82V81H2ZM16 82V81H15ZM21 82V81H20ZM19 82V84H21ZM63 82V81H62ZM104 82H106L105 84H104ZM4 83V82H3ZM12 83H14L13 81H12ZM12 83H10V84H12ZM59 83V82H58ZM68 83V82H67ZM70 83H72V82H70ZM87 83V84H86ZM115 84V87L117 86L118 87V89L120 90V91H118V89L117 88H115L114 87V84ZM187 83V82H186ZM253 83V82H252ZM23 84V83H22ZM57 84V83H56ZM86 84V85H85ZM93 84V85H92ZM112 84V85H111ZM15 85H17V83H15ZM25 85H26V83H25ZM29 85H31V83L29 84ZM33 85H34V83H33ZM92 85V86H91ZM95 85V86H94ZM144 85H146V84H144ZM150 85V84H149ZM187 85H189V83L187 84ZM186 85V86H187ZM191 85V84H190ZM261 85H263L262 87H261ZM2 86L3 85H0V87L2 88ZM28 86V85H27ZM26 86V87H27ZM36 86V85H35ZM64 86V87H63ZM147 86V85H146ZM151 86H152V84H151ZM204 86V87H203ZM224 86V87H223ZM253 86V85H252ZM7 87V86H6ZM5 87V88H6ZM13 87V86H12ZM17 88H20V86L18 87V85L16 86ZM16 87H15V91H16ZM22 87H23V85H22ZM21 87V88H22ZM67 87V86H66ZM90 87V88H89ZM101 89H100V88ZM142 87V86H141ZM248 87V88H247ZM14 88V87H13ZM25 88V87H24ZM28 88V87H27ZM30 88V87H29ZM61 88V89H60ZM109 88V89H108ZM110 88H113V89H115L116 91H113V89H111L110 90ZM121 88H122V90H121ZM150 88V87H149ZM185 88V87H184ZM30 89H33L32 87L30 88ZM30 89H23L22 88V90H26V91H30ZM39 90H41V87L40 88H38ZM45 89V88H44ZM51 89V88H50ZM58 89V88H57ZM99 89H100V93H99ZM136 89V88H135ZM140 89V88H139ZM147 89V88H146ZM5 89L3 88V91H4ZM6 90L7 91H4L3 93L5 94V92H8V91H10L11 93L12 92H15V91H11V88L9 89V88H6ZM36 90V89H35ZM145 90V89H144ZM151 90V89H150ZM230 90V91H229ZM1 91V90H0ZM20 91V90H19ZM18 91V93H20V94H22L21 92H19ZM25 91V92H26ZM110 91V92H109ZM112 91V92H111ZM136 91L138 92V93H136ZM136 91H135V93L136 94H140L141 95V90H137L136 89ZM141 91V92H140ZM171 91H173V90H171ZM191 91H193V92H191ZM196 91H198V92H195ZM254 91V92H253ZM258 91V90H257ZM10 92L7 94V95H5L6 97L8 96V95H10ZM32 92H34V91H32ZM31 91L29 92V93H32ZM37 92L38 91H36V93L34 92V94L33 95H35V94H37ZM108 92H109V94H108ZM121 92V93H120ZM125 92V91H124ZM145 92H146V90H145ZM151 92V91H150ZM180 92V91H179ZM178 91H177V94L179 93ZM186 92H188V93H186ZM261 95L263 94L264 95V92L262 91V90H260V91H258ZM258 92H256L257 94H258ZM3 93L2 92H0V96H2L3 98H6L5 96H3ZM99 93V94H98ZM115 93V94H114ZM159 93V95H161L163 92H158ZM165 93V92H164ZM169 93V92H168ZM195 93V94H194ZM210 93V95H208ZM13 94V93H12ZM11 94V95H12ZM16 94H17V92H16ZM28 94V93H27ZM119 94L121 95V97L119 96ZM170 95H171V93H169ZM173 94V93H172ZM175 95H176V93H174ZM173 94V96L171 95H167V96H165L164 97V99H163V97H162V100H161V98L159 99L160 101H158V102H163V103H166V101H164V100H168L167 101V103H169V101L170 100H172L171 102H174V103H170V104H173V105H171V106H174V105H177L178 103H176L175 101H173V98L172 97H175V95ZM179 94V95H180ZM212 94V95H211ZM233 94V95H232ZM9 96V97H11L12 98V96ZM23 95V94H22ZM21 95V97H22V100H23V96ZM83 96V98L82 97H79V96ZM85 95V96H84ZM91 95L89 96L91 99H92V97H91ZM113 95V96H112ZM117 95V96H116ZM142 95H143V93H142ZM157 94H155L153 97H155ZM219 95V96H218ZM19 96V95H18ZM24 96H26L27 97V95L25 94ZM31 96V94H29V96H28V98ZM79 97V98H81L82 100L83 99H85L84 100V102L86 101V103L87 104H85V103H83V104H77L78 103V101L77 102H75L76 101V98L75 97ZM104 96H106V94L104 95ZM103 96V97H104ZM112 96V97H111ZM115 96L118 98V99H116L115 98ZM127 98H126V97ZM147 96H151V94L150 95H147ZM163 96V95H162ZM209 96H212V97H210V98H208L207 100H205L206 99V97H209ZM2 97H0V100L1 101H3L4 100V102H1L0 101V105H2V104H4V103H6L7 102V104H8V101H7V98H6V100L5 99H1ZM8 97V98H9ZM15 96L13 95V98H14ZM34 97V96H33ZM114 97V98H113ZM152 97V96H151ZM160 97V96H159ZM158 96H157V99L159 98ZM166 97H168V99L166 98ZM218 97V98H217ZM233 97H235V98H233ZM10 98V99H11ZM13 98L11 99V100H13ZM28 98H26V100L28 99ZM36 98V97H35ZM100 98H101V96H100ZM121 98V99H120ZM172 98V99H171ZM178 98V97H177ZM237 98V99H236ZM242 98V99H241ZM122 99H124L123 101H122ZM126 99V100H125ZM152 99V98H151ZM181 99V98H180ZM201 99V100H200ZM212 99V100H211ZM22 100L20 101L21 103H22ZM25 100V99H24ZM31 100H33V99H31ZM105 100H107V97H106V99H105V97L104 98H102V101H105ZM117 100V101H116ZM121 100V101H120ZM154 100H156V98L154 99ZM209 100V101H208ZM6 101V102H5ZM29 101V100H28ZM35 101H37V100H35ZM100 101H99V103H100ZM119 101V102H118ZM144 101V100H143ZM152 101V100H151ZM207 101V102H206ZM264 101V100H263ZM18 102H19V100H18ZM26 101H24V103H25ZM33 102H34V100H33ZM32 102V103H33ZM113 102H116V103H113ZM122 102V103H121ZM126 102V103H125ZM153 102V101H152ZM2 103V104H1ZM19 104V106L20 105H22V104ZM24 103H23V105H24ZM80 103H82V101L80 102ZM95 103H93L92 105L93 106H95L94 104ZM102 103H105V102H101L100 104H102ZM154 104H156L155 102H153ZM180 103V102H179ZM188 103V102H187ZM187 103H185V105H187ZM193 103H194V105H193ZM205 103H207V104H205ZM5 104V105H3V106H1V111H3V112H1L0 111V113H2L4 116H6V118L8 119V117L9 116H11V118L9 117V119L8 120H10L9 121V124H11V123H13L12 125H8V120L2 115V114H0V119H2V121H0V129H2V131L4 130H9V128L8 127H12V129H14V128H19V130H20V128L22 129V127L21 126H23V125H21L20 126V124L21 123H23V122H20L19 121V118H20V120L22 119V121L24 120V118L26 119V116H23V115H25V113H27V111L26 110H23L25 113H23V115H22V117H20V115H17V117H16V115L15 114H17V112L20 114V112L22 113L23 111L22 110H19L18 108H16L15 106H17V107H19L18 106V104L17 105H15V104ZM29 104V103H28ZM34 104H37V102L36 103H34ZM89 104V109H88V111H87V105ZM111 104H114V106L113 105H111ZM117 104H119V105H117ZM122 104V105H121ZM126 104V106H124V107H126V108H124L123 107V105H125ZM157 104H162V103H157ZM169 104V105H170ZM243 104H244V106H243ZM32 105V104H31ZM75 105V106H74ZM104 105V104H103ZM115 105H117V106H115ZM120 105H121V107H120ZM128 105V106H127ZM133 106V108H132V106ZM142 105H143V107H142ZM153 105V104H152ZM34 106V105H33ZM41 106V105H40ZM44 106H45V104H44ZM60 105L58 104V107H59ZM78 106V107H77ZM107 106H108V108H107ZM112 106V107H111ZM119 106V107H118ZM129 106H131V108L129 107ZM138 106H139V108H138ZM171 106H169L170 107V109H171ZM248 108H247V107ZM39 107V106H38ZM37 107V108H38ZM57 107V108H58ZM99 107H101L100 109H99ZM129 107V108H128ZM144 107H145V109L147 110H145L144 109ZM163 107H164V105H163ZM168 107V108H169ZM175 107V106H174ZM178 107V106H177ZM176 107V109H178ZM180 107H179V109H180ZM246 107V108H245ZM31 108L32 109H29V108H26L28 111H30V110H36V108L35 107H32L31 106ZM35 108V109H34ZM54 108V107H53ZM105 108H107V109H105ZM113 108V109H112ZM121 108V109H120ZM135 108V109H134ZM138 108V110H136ZM155 109V110H153V109ZM167 108V107H166ZM208 109V112H207V109ZM246 110H245V109ZM42 109H44V107L42 108ZM46 109V108H45ZM122 109H124V110H122ZM127 111H126V110ZM129 109V110H128ZM131 109V110H130ZM141 109H143V110H141ZM190 109V110H189ZM216 109H217V112H221V113H219V115L217 116L216 115V117L218 118H216V117H214L215 116V114H214V116H213V113H212V111H214V113L216 112ZM19 110V111H18ZM51 110V109H50ZM55 109H53V111H54ZM60 110H63V109H60ZM80 110V111H81ZM98 110H96V112L98 111ZM151 112L149 115H147L146 116V114H145V112H148L149 113V111ZM160 110V109H159ZM162 110V109H161ZM185 110L187 111V112H185ZM15 111H17L16 113H15ZM38 111H39V109H38ZM57 111V110H56ZM83 111L82 112H80L81 114H83ZM126 111V112H125ZM129 111H135L136 112V114H134V112H133V114H131V112L129 113ZM141 111H142V113H141ZM143 111H145L144 112V114H143ZM153 111L155 112V113H153ZM164 111H167V109L165 110L164 109ZM178 111V110H177ZM37 112V111H36ZM43 112V111H42ZM48 112H51V111H48ZM60 111H58V113H59ZM139 112V113H138ZM182 112H184V113H182ZM211 112V113H210ZM40 113V112H39ZM56 113V112H55ZM57 113V114H58ZM64 112H62V114H63ZM64 113V114H65ZM79 113V111H77V113L76 114H78ZM91 113V114H90ZM98 113V112H97ZM141 113V115H143L142 117L140 116V115H137V114H140ZM147 113V114H148ZM153 113V114H152ZM191 113H192V111H191ZM208 113V114H207ZM29 114L30 115H32L31 114V111L29 112ZM36 114V113H35ZM50 114V113H49ZM52 114H53V112H52ZM57 114L55 115L54 114V116L52 117V120H50V122H51V124H54V126L55 125H58L59 123H61V122H65L66 121V119L64 120L63 118H64V116L66 117L67 115H64L63 116V118H62V115H60V114H58V116H57ZM72 114V113H71ZM70 114V115H71ZM86 113H84L83 115H85ZM105 114H107V115H105ZM125 114H128V115H130V117L128 116V115H126L125 116ZM187 114V115H186ZM206 114V115H205ZM27 115V114H26ZM29 115V116H30ZM38 115V114H37ZM35 116V117H33V115H32V117L33 118H36V120L38 119V116ZM61 117H60V116ZM69 115V114H68ZM92 115V116H91ZM133 115V116H132ZM136 115V116H135ZM144 115H145V117H146V119L144 118ZM152 115H153V117L155 116V115H157V117L155 118V119H157L158 118V120H155L154 121V118L152 117ZM167 115H169V116H167ZM189 115V116H188ZM205 115V116H204ZM210 116V117H208V116ZM18 116H19V118H18ZM40 116H42V114L40 115ZM49 116V115H48ZM52 116V115H51ZM73 116H75V114H72L70 117H73ZM77 116V115H76ZM75 116V117H76ZM141 118H140V117ZM151 116V117H150ZM172 116V117H171ZM175 116V117H174ZM187 116V117H186ZM13 117L15 118L14 120H13ZM69 116H67V119H69L68 118ZM79 117V116H78ZM78 117H76L75 119H78ZM81 117V116H80ZM79 117V118H80ZM83 117V116H82ZM109 117V118H108ZM112 119H111V118ZM124 117L125 118H127V119H124ZM131 117H133V121H131L132 119H131ZM138 117V118H137ZM150 117V118H149ZM160 117L163 119H160ZM168 117H171V118H168ZM204 117H207L206 119L204 118ZM212 117V120H208V119H210ZM4 118H5V121H4ZM18 119V121H17V119ZM28 118V117H27ZM32 118V119H33ZM46 118H47V116H46ZM107 118H108V120H109V122L107 121ZM128 118H130L129 119V121L128 122H130L131 124H133V123H138L139 121L140 122H142V124L144 123V125H142L140 122L137 124L138 125V127L136 126L135 128H136V130H135V128H133V125L131 126V124L128 126L126 123H128V122H125L126 120H128ZM136 118V119H135ZM152 118H153V120H152ZM205 119V121H204V119ZM215 118V119H214ZM28 119H30V118H28ZM32 119H30V121L32 120ZM43 119V117L40 119V120H42ZM48 119H49V117H48ZM51 119V118H50ZM73 119H74V117H73ZM84 119V118H83ZM82 119V120H83ZM97 119V118H96ZM116 120V122H115V120ZM139 119V120H138ZM159 119L162 121H159ZM165 119H166V121H165ZM201 119V120H200ZM214 119V120H213ZM7 120V121H6ZM40 120H39V122H40ZM63 120V121H62ZM85 120L86 121H88V119H86V117H85ZM85 120H83V121H85ZM113 122H112V121ZM135 120V121H134ZM138 120V121H137ZM143 120V121H142ZM170 120V122H168ZM173 120H175V119H173ZM176 120H177V118H176ZM215 120H217L216 122H213V121H215ZM219 120L221 121V122H219ZM11 121H13V122H11ZM16 121V122H15ZM26 121H29V120H27L26 119ZM35 121V120H34ZM33 121V122H34ZM49 121V120H48ZM48 121H46L47 123H48ZM68 121V120H67ZM78 121V120H77ZM86 121L85 122H83V124L84 123H86ZM93 121H95V120H93ZM106 121V122H105ZM121 122V124L119 125V124H117V122ZM137 121V122H136ZM159 121V122H158ZM180 121H182V119H180ZM206 121H210L209 123H205ZM6 122V123H5ZM20 122V123H19ZM42 122V121H41ZM40 122V125L42 124ZM58 124H57V123ZM123 122V123H122ZM148 123V126H147V124L146 123ZM155 123V125H153L154 123ZM25 123V122H24ZM35 123V122H34ZM46 123V124H47ZM56 123V124H55ZM79 123V122H78ZM88 123V122H87ZM150 123V124H149ZM151 123H152V125L154 126H151ZM159 123H162L161 125H162V128H161V131L159 130H157L156 128H158V124ZM163 123H164V126H167V127H163ZM167 123V124H166ZM182 123V122H181ZM184 123H187L188 124V122H184ZM214 123V125H212ZM222 124V125H219V124ZM245 123V122H244ZM35 124H37V123H35ZM66 124H68V123H66ZM73 124V123H72ZM81 124V120H80V123H79V125ZM89 124H91V123H89ZM97 124L95 125V124H93V125H95V126H97ZM112 124L109 126V127H111L112 126ZM122 124H124V128H123V125ZM135 124V125H136ZM156 124H157V126H156ZM166 124V125H165ZM177 124V123H176ZM175 124V125H176ZM197 124H199V122H197ZM32 125V124H31ZM78 125V126H79ZM82 125V124H81ZM141 127H140V126ZM179 126H181L180 125V123L178 124ZM177 125V126H178ZM185 125V124H184ZM190 125H193V124H191V122H190ZM189 125V126H190ZM234 125V126H233ZM8 126V127H7ZM24 126H26V124L24 125ZM23 126V127H24ZM29 126V125H28ZM38 126V125H37ZM36 126V127H37ZM65 126V125H64ZM67 126V125H66ZM97 126V127H98ZM112 126V127H113ZM148 127V129L150 128L152 131H150V129L147 131V127L144 129H142V127ZM174 126V125H173ZM178 126V127H179ZM198 126V125H197ZM196 126V127H197ZM199 126H200V124H199ZM199 126L197 127V128H199ZM209 126V125H208ZM222 126V127H221ZM14 127V128H13ZM32 127V126H31ZM34 127V126H33ZM35 127V129L37 130V128ZM40 127V126H39ZM38 127V129H40ZM47 127V126H46ZM48 127H50V126H48ZM47 127V128H48ZM51 127H52V125H51ZM56 128H57V126H55ZM54 127V128H55ZM70 127H71V125H70ZM73 127H75V125H73ZM72 127V128H73ZM84 127H85V125H84ZM84 127H83V129H84ZM91 127H93V126H91ZM107 127V128H106ZM140 127V128H139ZM152 127L153 128H155V131H153V129H152ZM176 127V126H175ZM182 127V126H181ZM186 127V126H185ZM184 127V128H185ZM229 127H235L234 128V130H232V128L230 129L231 131H229ZM45 128V127H44ZM67 128V127H66ZM72 128H71V131H72ZM76 128H77V126H76ZM79 128V127H78ZM82 128V127H81ZM102 127H100L99 128V130L101 129ZM106 128V129H105ZM114 128V129H113ZM113 128H109L110 130V132H111V134L113 135L114 133L113 132H116L117 133V129H116V131H111V130H115V127H113ZM118 128V129H119ZM123 128V129H122ZM137 128L138 129H141V130H139V132L138 133H136L137 132ZM174 128V127H173ZM201 128H202V125H201ZM208 128V127H207ZM214 128H219L218 130H216V129H214ZM221 128H223V129H221ZM11 129V133L12 132H18V129L16 130V131H13ZM25 129H26V127H25ZM32 129H34V128H32ZM52 129H53V127H52ZM51 129V130H52ZM89 129V128H88ZM91 129V128H90ZM105 129V130H104ZM132 129V130H131ZM172 129V128H171ZM186 129V128H185ZM190 129H192V128H190ZM8 130H7V132L5 131V132H3L4 133V135H2V136H4V138H5V136H7L8 138L6 139L5 138V142H6V145H4L5 144V142L3 143H0V264H27V261H26V259H25V257L22 255V253H21V249H20V240H21V237H23V236H25V235H27V234H29V233H31V234H34L36 237H37V239H38V242H39V244H40V246H41V249H42V255H43V257H44V261H43V264H102V261L103 260H106V261H103V264H124V262H125V264H128L133 258H134V256H133V258H130V257H132V255H134V254H136L135 255V257L136 256H138V255H142V257H143V255L145 254V259L144 258H140L139 256V259L141 260V261H143V259H144V263L142 262L141 264H148L149 263V261H150V259H154V256L153 257H151V255H153L154 253L156 254V255H158V257L159 258H157V256L155 257V259L157 258V262H158V260H161L160 261V263L159 264H183V260H184V258H185V263H186V259L187 258H189V257H191L192 255L193 256H195L194 254H192L191 256H189V254H191L190 252H192L193 250H195V248L197 249L198 247H202L204 244L206 245V243H204L203 245H201V241H203V240H201V238H200V242L198 243L199 245H198V247H196L197 245H195L193 242H196L195 241V239H194V241L192 242V239H191V244L193 243L195 246H193V244H192V246L189 248V247H187V249L189 248V250H190V252L188 253L187 251V249L186 250H184L185 248H186V246H183V245H185V244H187V243H189V241H190V238L192 237V236H194L195 234H196V232L198 233V231L200 232V230H208L209 231V229H212V227L214 228V226L217 228V225L215 224V225H213L211 228H209L208 229V227L206 226L207 224V222H209V221H207V219L206 220H204V221H207L206 223L205 222H203L204 224H202V222H201V218H197L198 216H199V214L197 213V214H194V217H192V214L195 212L194 211V208H196L197 206H199V204L197 205V204H195L196 202H195V199H194V197H193V200H191L192 198H188V200L185 202V200L186 199H184V193L186 194L187 192H188V189L190 188V187H193V186H191L192 184H194V182L192 181V179L194 178V181H195V183L196 182H198V184H199V181H198V179H196L195 178V172L193 173L191 170L194 168H187L186 167V169H184L185 167L183 166V164H184V162L182 163V164H180V165H178L179 163H178V161H176L177 160V155L173 152L172 153V151H171V153H169L168 152V150H169V148H168V150H167V148H166V152H168V154H162V156L163 157H161V156H159V157H156V156H153L152 154V151H150L149 149L147 150V148L145 147V143H143V152H142V150H140V152H142V153H147V155L145 154L144 156H146L144 159H142V161H144V162H142V164H140V166H136L135 167V165H137V162L135 163V165H134V167H135V169H133L132 168V170H134V171H132L131 169L128 171L127 169H125V170H127L128 171V174H126V172L124 173V172H122V167H121V171H120V167L118 166L119 164H117L116 162H115V160H116V158H117V154H118V150H116L117 152H115V150H112L113 149V147H112V145L110 146V145H107L106 144V142H107V140H108V138H110V140L111 141H113L114 139L116 140V139H118V138H115V137H118V135L117 136H115L114 137V139L112 140L111 139V134L109 133V131L107 130V133H104L103 134V136H104V138H103V136H102V133H101V137H102V140L100 139V140H96V138H100V137H94V131H93V137L95 138V140H94V138H91L92 140H93V143H92V145L90 144L91 142L89 141V149H88V146L86 145L85 147H86V149H83V147H82V151L81 152H79L77 155L75 154L74 156H72L73 155V153H72V151L70 152V153H72V155H70L71 157H69V159H68V155H66L64 152H66V146L64 147L66 150H64V152H62V148H60V149H62V150H60V151H58V149L56 150V151H58V154H59V152H62V153H64V155H66L65 156V158H61L60 157V155L62 154H60L59 155V157L61 158V160H60V162L61 163H59V165L58 164H55V166L56 165H58V166H56V168H57V170H55V171H57V172H52V174H54L53 176L51 175V173H49L51 176V179H50V177H48L47 178V182H51V187H48L50 190L52 189L53 191H54V193H53V195H51L52 193H50V194H47V193H45L44 194V192H42L41 190H38V198L39 199H36L35 197H33V193L31 194V189L30 190H26L25 191V189H24V187L27 185V181L26 182H24L23 181V183H26L25 184V186L23 185V183L21 184V185H23V187H21V185H19V184H16V183H18L19 181L17 180V178H16V180L18 181H14L15 180V177L18 175L19 176V174H17L15 177H14V172L16 171V169H18V167H20V166H22L23 167V165H21V164H24L25 162L24 161H26L25 160V158L24 157H27L26 159L28 160V158L31 156L29 153H27V151H30V153L32 154L33 152L31 151V148H28V146L29 145H27L26 146V148L28 149L27 151H25V154L27 153V154H29L30 156L28 157L27 155L26 156H24V155H21V153H19L20 154V157L21 156H24L23 158V162H22V160L21 161H19V163L20 162H22V163H18L17 165H16V162L18 161L17 159H16V157H15V159H16V162L14 163V161H13V159H12V161H10V158L9 159H5L6 158V156H5V154L8 152L9 153V155L11 154V152L12 151H14V149L17 151V149L16 148H13L11 145L13 144V143H17L18 145L21 143H23V140H24V136H27V134L25 135L24 134V136L22 137V136H16V134L14 135V137H13V135L12 136H10V134L8 135L7 133H8ZM46 130V129H45ZM48 130H50V129H48ZM50 130V131H51ZM55 130V129H54ZM70 130V129H69ZM73 130H74V128H73ZM78 130V129H77ZM85 130V129H84ZM84 130H83V132H84ZM93 130V129H92ZM98 130V129H97ZM165 130H167V129H165ZM201 129L199 128V130H197V131H200ZM1 131V130H0ZM28 131V130H27ZM44 131V130H43ZM65 131V130H64ZM86 131V130H85ZM89 131H91V130H89ZM89 131H87V132H89ZM144 131H147V132H149L148 134H147V132H144ZM169 131V130H168ZM191 131V130H190ZM205 132H203V133H206V131H208V129L207 130H204ZM218 131H220V132H218ZM226 132L225 134H224V132ZM31 132H33V131H31ZM45 132V131H44ZM52 132L53 131H51V132H49V133H51L52 134ZM62 133H63V131H61ZM60 132V133H61ZM70 132V131H69ZM78 132H79V130H78ZM98 132H100V131H98ZM97 132V133H98ZM128 131H126V133H127ZM151 132V133H150ZM155 134H154V133ZM159 132V133H158ZM170 132V131H169ZM175 132L176 133H179V131L177 132L176 130H175ZM192 132V131H191ZM201 132V131H200ZM222 132H223V134H222ZM227 132H229V133H227ZM233 133V134H231V133ZM0 133H2V132H0ZM7 135H6V134ZM9 133H10V130H9ZM33 133H35V132H33ZM38 133H39V130H38ZM37 133V134H38ZM46 133V132H45ZM45 133H43V134H45ZM54 133H55V131H54ZM68 133V132H67ZM73 133V132H72ZM77 133V132H76ZM80 134H82L81 132H79ZM78 133V134H79ZM159 135H157V134ZM171 133H173V131H171ZM207 133V134H208ZM218 133H220V134H218ZM234 133H235V136H236V134L238 135V136H236V137H234ZM22 134V133H21ZM20 134V135H21ZM36 134V135H37ZM42 134V133H41ZM50 134V135H51ZM63 134H66V133H63ZM110 134V135H109ZM123 134H125V132L123 131ZM122 134V135H123ZM129 134V132L127 133V135L130 137L131 135ZM134 134H132V135H134ZM153 134V136L151 137V135ZM166 136H165V135ZM168 134V133H167ZM180 134H182V133H180ZM184 134V133H183ZM208 134V135H209ZM227 134V135H226ZM30 135H33V134H31L30 133ZM35 135V136H36ZM40 135V134H39ZM47 135H49L48 133H47ZM58 135V134H57ZM56 135V133L54 134V136H57ZM71 135V134H70ZM91 135H92V133H91ZM90 135V136H91ZM97 135V134H96ZM99 136H100V133L98 134ZM116 135V134H115ZM119 135H120V133H119ZM143 135H145L144 137H141V136H143ZM148 135V136H147ZM149 135H150V137H149ZM156 135V136H155ZM171 135V134H170ZM176 135V134H175ZM226 135V136H225ZM228 135H232L231 137L230 136H228ZM1 136V135H0ZM61 136H62V134H61ZM61 136L59 135V139L61 140L62 138H61ZM65 136V135H64ZM69 136V135H68ZM74 136V134L72 135V137ZM77 136V135H76ZM80 136V135H79ZM89 136V137H90ZM109 136V137H108ZM163 136H164V138H163ZM182 136V135H181ZM16 137V138H15ZM18 137H19V140H18ZM30 137V136H29ZM29 137H27L26 138V141L23 143L24 144V146L27 144V142H29V143H31L30 141H28V138ZM43 137V136H42ZM42 137H40L41 139H42ZM44 137H45V135H44ZM53 137V136H52ZM63 137V136H62ZM72 137H71V139H72ZM82 137H84V136H82ZM88 137V138H89ZM92 137V136H91ZM146 137V138H145ZM155 137H161L160 139H158V138H155ZM166 137V138H165ZM223 137H225V138H223ZM238 137V138H237ZM242 137V140H244V142L240 139ZM3 138V139H4ZM33 138V137H32ZM47 138V137H46ZM57 138V137H56ZM65 138V137H64ZM63 138V139H64ZM70 137H68V139H69ZM85 138V137H84ZM127 138V137H126ZM134 138V139H133ZM152 140H151V139ZM154 138H155V140H154ZM230 138V139H229ZM231 138H233V142H232V139ZM234 138H236V139H234ZM21 139H23V140H21ZM48 139V138H47ZM50 139V138H49ZM52 139V138H51ZM58 139V142L60 141ZM70 139V140H71ZM74 139V138H73ZM86 139V138H85ZM90 139V138H89ZM88 139V140H89ZM90 139V140H91ZM129 139V138H128ZM128 139H127V141H128ZM239 139V140H238ZM14 140H16V142H13ZM18 140V141H17ZM39 140V139H38ZM57 140V139H56ZM67 140V137H66V139H65V141ZM78 140H79V137H78ZM110 140H108V142L110 141ZM134 140V141H135ZM160 140V141H159ZM184 140V139H183ZM225 140H227V142H225ZM240 140H241V142L242 143H240ZM247 140V141H246ZM250 140V141H249ZM1 141V140H0ZM22 141V142H21ZM46 141V140H45ZM64 141V142H65ZM68 141V140H67ZM77 141V140H76ZM144 141H141V142H144ZM154 142V144H153V142ZM157 141H159V142H157ZM232 143H231V142ZM9 143V145H8V143ZM10 142H13V143H11L10 144ZM40 142V141H39ZM52 142V141H51ZM50 142V143H51ZM54 142H55V140L53 141V145H54ZM57 142V143H58ZM61 142V141H60ZM69 142V141H68ZM71 142V141H70ZM86 142V141H85ZM116 142V141H115ZM141 142H139V143H141ZM156 142V143H155ZM162 142V143H161ZM219 142H225L224 144H223V146H225V147H227V148H229V145H231V144H233V146L232 147H234L232 150H231V146H230V150L229 149H227V148H225V147H223L222 146V144L221 143H219ZM235 142H237L236 144H235ZM246 142V143H245ZM248 142V143H247ZM38 142H35V145L37 144ZM66 143V142H65ZM64 143V144H65ZM79 143V142H78ZM77 143V144H78ZM82 143H84V141L82 142ZM110 143V142H109ZM113 143V142H112ZM117 143H118V141H117ZM122 143V142H121ZM121 143H119V144H121ZM128 143V142H127ZM132 143V142H131ZM138 143V144H139ZM219 143V144H218ZM229 143H231V144H229ZM246 145H248V146H245V144ZM17 144H14L13 146H15V145H17ZM31 144H33L34 145V142H33V140H32V143ZM30 144V146L32 147V145ZM39 144V143H38ZM40 144H43V140H42V142H40ZM46 144V143H45ZM48 144V143H47ZM46 144V145H47ZM56 144V143H55ZM59 144V143H58ZM61 144L62 143H60L59 145L61 146ZM68 144V143H67ZM70 144V143H69ZM75 144V143H74ZM106 144V145H105ZM116 144V143H115ZM118 144V145H119ZM125 144H126V141H125ZM125 144H123V145H125ZM130 144V143H129ZM183 144V145H182ZM196 146H195V145ZM212 144V145H211ZM216 144H218V145H216ZM226 144V145H225ZM240 145V146H237V145ZM243 144V145H242ZM17 145V146H18ZM33 146V148H32V150L35 148V147H37V145L36 146ZM44 145V144H43ZM42 146L43 147V149L45 148V150H50L49 148H47V146L49 147V145H47V146ZM51 145V144H50ZM82 145V144H81ZM81 145H79L80 147H81ZM84 145V144H83ZM127 145V144H126ZM185 145V146H184ZM189 145V146H188ZM215 147H214V146ZM219 145H221V146H219ZM8 146L10 147V149H8ZM29 146V147H30ZM41 146V145H40ZM56 146V145H55ZM53 146L52 148V150L54 151V149H56L58 146ZM75 146H76V144H75ZM78 146V145H77ZM106 146H108V147H106ZM115 146H117V144L115 145ZM128 146V145H127ZM130 146H132V145H130ZM141 146V145H140ZM191 146H195V147H191ZM244 146V147H243ZM6 147H7V149H8V151L4 154V150L6 149ZM16 147V146H15ZM19 147V146H18ZM23 147V146H22ZM41 147V148H42ZM70 148V146L68 145L67 146V148ZM74 147V146H73ZM112 147V149H108V148H111ZM125 147V146H124ZM189 147H191V148H189ZM221 147V148H220ZM240 147V148H239ZM241 147H243V148H241ZM245 147H247L248 148V150H247V148H245ZM258 147V146H257ZM11 148H13V150L11 149ZM25 147H23V149H24ZM59 148V147H58ZM79 147H77L76 149H78ZM193 148L195 149V150H193ZM213 148H211L213 151H214V149ZM223 148H224V150H223ZM237 148V149H236ZM253 150H252V149ZM6 149V150H7ZM30 149V150H29ZM73 149H75V148H73ZM76 149H75V153H77V151H76ZM114 149H117L116 147H114ZM126 149V148H125ZM130 149V148H129ZM144 149H146V151L144 152ZM175 149V150H174ZM202 149V148H201ZM229 150V151H227V150ZM241 149H242V151H243V149L245 150V151H243V152H240L241 151ZM252 151H251V150ZM254 149H255V151H254ZM12 150V151H11ZM25 150V149H24ZM51 150V151H52ZM69 150V149H68ZM68 150H67V152H68ZM70 150H71V148H70ZM119 150H122V148H119ZM225 150L228 152V153H224V154H222L223 153V151L225 152ZM256 150H258V152L259 153H261V154H257L258 152H256ZM34 151V150H33ZM39 151H43V150H39ZM39 151H38V154H40L41 156H42V154L41 153H39ZM55 151V152H56ZM122 151H124V150H122ZM128 151V150H127ZM181 151V152H182ZM191 151H196V152H198V153H196V156H197V154H198V157H199V155H201V153H202V155L199 157V158H197L195 155V159H193V155L191 154L192 152ZM200 151V150H199ZM219 151H220V154H219ZM252 153H251V152ZM261 151V152H260ZM47 152V151H46ZM68 152V153H69ZM73 152H74V150H73ZM193 152V153H194ZM215 152V151H214ZM213 152V153H214ZM254 152V153H253ZM7 153V154H8ZM13 153H15V151L14 152H12V155L13 156H16L15 154H13ZM17 153V152H16ZM24 153V152H23ZM35 153H37L36 151H35ZM35 153L33 154V157H34V155H35ZM44 153V152H43ZM49 152H47L46 154H48ZM67 153V154H68ZM120 153V152H119ZM125 153V152H124ZM150 153H152V154H150ZM179 153V154H178ZM194 153V154H195ZM212 153V154H213ZM241 153V154H240ZM248 153V155H246ZM249 153H251V154H249ZM263 153V154H262ZM18 154V153H17ZM45 154V153H44ZM43 154V155H44ZM51 154H55V153H51ZM50 154V155H51ZM56 154H57V152H56ZM121 154V153H120ZM119 154V155H120ZM174 154H175V156H174ZM233 154V153H232ZM244 154V155H243ZM253 154V155H252ZM255 154H257V155H255ZM8 155V157H10V156H12V155H10L9 156ZM50 155H49V158H50ZM123 155V154H122ZM126 156H127V154H125ZM131 155V154H130ZM129 155V156H130ZM161 155V154H160ZM185 155V156H184ZM205 155H203V157L205 156ZM221 155H224V157L223 156H221ZM233 155H236L235 154V152H234V154ZM258 155H260V157H258L257 158V156ZM263 157H262V156ZM12 156V157H13ZM39 156V155H38ZM52 156V155H51ZM55 157H56V155H54ZM143 156V157H144ZM190 156V157H189ZM192 156V157H191ZM206 156V157H207ZM212 156V155H211ZM210 156V157H211ZM229 156V155H228ZM242 156V157H241ZM247 156H249V158H247ZM251 156H253V157H251ZM7 157V158H8ZM11 157V158H12ZM18 157V156H17ZM36 157V156H35ZM55 157H53V158H55ZM57 157H58V155H57ZM64 157V156H63ZM115 157V158H114ZM119 157V156H118ZM142 157V158H143ZM212 157H214V156H212ZM223 157V158H222ZM251 157V158H250ZM37 158V157H36ZM46 158H48L47 156L45 157L44 156V159H45V161H46ZM48 158V166H49V164L51 163L50 162V159ZM127 158V157H126ZM147 158V159H146ZM174 158H175V161H174ZM191 158H192V160H191ZM208 158V157H207ZM243 158H245V159H247V160H244ZM260 158V159H259ZM19 159V158H18ZM22 159V158H21ZM39 159V158H38ZM44 159H42V160H44ZM58 159V158H57ZM115 159V160H114ZM123 159H124V157H123ZM146 159V160H145ZM220 159H222V160H220ZM224 159V160H223ZM255 159V160H254ZM258 159V160H257ZM262 159V160H261ZM20 160V159H19ZM35 160V159H34ZM33 160V161H34ZM37 160V159H36ZM58 160V161H59ZM117 160H119V159H117ZM141 160V159H140ZM139 160V161H140ZM190 160V161H189ZM202 160V159H201ZM209 160H211V159H209ZM208 159H207V161H209ZM221 162H220V161ZM229 160H227V162L229 161ZM244 160V161H243ZM257 160V161H256ZM38 161H40V160H38ZM45 161H44V163H45ZM112 161H114V163L112 162ZM128 161V160H127ZM188 161V162H187ZM203 161L205 162L206 160H205V158L203 159ZM206 161V162H207ZM212 161V164L214 163ZM34 162H36V161H34ZM40 162H42V161H40ZM47 162V161H46ZM131 162V161H130ZM133 162H134V160H133ZM141 162H139V163H141ZM177 164H176V163ZM195 162V161H194ZM203 162V163H204ZM210 162V164H211V161H209ZM218 162H220V163H218ZM227 162H226V165H228L227 164ZM230 162V163H231ZM236 162H238V165H237V163ZM242 162V163H241ZM245 162V163H244ZM28 163V162H27ZM31 164H32V162H30ZM53 163V162H52ZM55 163H58L56 160H55ZM119 163V162H118ZM126 163V162H125ZM128 163V162H127ZM139 163H138V165H139ZM190 163H191V165H190ZM215 163L213 164V167H215L216 165H215ZM249 163V162H248ZM259 163V164H258ZM38 164V163H37ZM40 165H41V163H39ZM117 165L118 167H115L114 165ZM134 164V163H133ZM186 164H184L185 166H186ZM246 166L245 168L242 166ZM244 164H246V165H244ZM18 165H20V166H18ZM29 165V164H28ZM36 165V164H35ZM40 165H39V167H40ZM45 165H47V164H45ZM52 165V164H51ZM121 165V164H120ZM125 165H127V164H125ZM124 165V166H125ZM177 165L180 167V169L182 168V166H183V169H184V171L185 170H187V175H185L186 173L184 172V171H181L180 169H179V167H177ZM225 165V164H224ZM234 165V166H235ZM240 165V166H239ZM253 165V164H252ZM129 166H131L130 164H129ZM16 167V168H15ZM21 167V168H22ZM24 167H26V166H24ZM30 167V166H29ZM28 167V168H29ZM37 167V166H36ZM38 167V168H39ZM52 167V166H51ZM53 167H54V164H53ZM117 168V170L115 169V168ZM133 167V166H132ZM220 168H218V166H217V170H219V169H224V168H221V166H219ZM224 167V166H223ZM232 167V166H231ZM230 167V168H231ZM255 167H251L252 169V172H250V174H252V176H255V177H259V176H262V177H264L263 175V173H264V169L262 170H259L260 169V167L258 168V169H256ZM15 168V169H14ZM128 168H130V167H128ZM235 168V167H234ZM14 169V170H13ZM30 169H32V168H29V170ZM44 168H42V171H44V170H46L47 169V167L43 170ZM52 169H55V168H52ZM51 169V170H52ZM182 169V170H183ZM188 169H189V171H191V172H188ZM195 169V168H194ZM193 169V170H194ZM214 169V168H213ZM228 169H229V166H228ZM227 169V170H228ZM233 169V168H232ZM249 170H250V168H248ZM12 170H13V172H12ZM20 170V169H19ZM25 170V169H24ZM178 170L179 171H181V172H178ZM196 170V169H195ZM230 171H231V169H229ZM235 170V169H234ZM233 170V171H234ZM248 170V171H249ZM257 170V171H256ZM48 171V170H47ZM114 171H120L121 173H124L123 175L121 174V173H117V172H114ZM228 172V173H231V172ZM232 171V172H233ZM254 171V172H253ZM259 171H260V173H259ZM263 171V172H262ZM26 172H28V171H26ZM26 172H25V174H26ZM30 173H31V171H29ZM34 172H35V168H34ZM184 172V173H183ZM197 172V171H196ZM241 172H240V174H241ZM244 173L245 172H247L246 170L245 171H243ZM13 173V174H12ZM24 173V172H23ZM29 173V174H30ZM39 173V172H38ZM179 173H182L183 175H185V176H180V175H178ZM190 173H193V174H190ZM219 173V172H218ZM225 173H227L226 171H225ZM237 173V172H236ZM16 174V173H15ZM45 174V172L43 173V175ZM49 174L47 175V176H49ZM196 174H198V173H196ZM214 174H215V172H214ZM249 174V175H250ZM255 174V175H254ZM22 175V174H21ZM20 175V176H21ZM26 175H28V173L26 174ZM39 175H40V173H39ZM45 175V176H46ZM190 175L192 176V177H190ZM216 175V174H215ZM223 175H224V173H223ZM226 175V174H225ZM231 175H233V174H231ZM234 175H235V173H234ZM237 175V177H238V175H239V172H238V174H236ZM257 175V176H256ZM25 176V175H24ZM35 176V175H34ZM46 176V177H47ZM146 177V179H145V177ZM178 176H180V177H178ZM187 176H189V178H187ZM197 176V175H196ZM243 176V175H242ZM29 177V176H28ZM43 177V176H42ZM46 177H44V178H46ZM145 179V181L147 180V181H149L148 179H150V181H151V183H150V181L149 182H145L144 180H143V178ZM147 177H149L148 179H147ZM176 177V178H175ZM185 177V179L187 178L189 181L188 182H186L187 180H185V182L186 183H189L187 186L185 185L186 183L184 182L183 184H184V186H186V188L187 189H184V186H183V184H182V182L180 183V178H184ZM236 177V176H235ZM241 177V176H240ZM21 179V177H18V179ZM24 177L22 176V179H23ZM38 178V177H37ZM178 178V179H177ZM25 179V178H24ZM27 179H29V178H27ZM34 179V178H33ZM40 179V178H39ZM48 179H50L49 181H48ZM175 179H177V181L178 182H176V184L173 182ZM31 180V179H30ZM37 180V179H36ZM43 180V179H42ZM183 180V179H182ZM181 180V181H182ZM197 180V181H196ZM262 180H264V179H262ZM22 181V180H21ZM20 181V182H21ZM29 181V180H28ZM35 181V180H34ZM39 181L40 180H38V181H36V183H38L39 185H42L43 183L41 182V183H39ZM176 181V180H175ZM143 182H144V184H143ZM173 182V183H172ZM191 182H192V184H191ZM203 182V181H202ZM263 182V181H262ZM30 183V182H29ZM146 183V184H145ZM148 183H150L149 185H147ZM177 183H180V185L182 184V188L184 189V191H186V192H182V191H180V192H178V190L176 191L175 189H176V187H175V191H173V190H171V187H172V185L173 184H175L174 186H177L178 184ZM201 183V182H200ZM32 184H33V182H32ZM45 184H47V183H45ZM49 184V183H48ZM191 184V185H190ZM197 184V183H196ZM202 184V183H201ZM203 184H205V183H203ZM255 184V183H254ZM264 184V183H263ZM34 185H35V183H34ZM180 185H178V187H177V189H181L182 190V188H180ZM206 185V184H205ZM37 186V185H36ZM153 186V187H152ZM204 186V185H203ZM203 186H201L202 188H203ZM254 186V187H253ZM250 189H251V191H250V189L248 190H245V189H239L238 190V188L237 189H233V188H231V189H233L232 190V192H231V194H229V195H231V196H233V198L230 196V205H229V207H233V211L235 212V213H233L231 210L232 209H230L229 207H227V206H225V204L227 203L228 204V202H229V200H228V202H226L225 203V201L226 200H224V203L225 204H222L223 202V200L221 199V202L222 203H219V201H217V204H218V206L217 205H213L212 204V206H214V209H213V207H212V209H211V211L212 212H215L214 214H215V216H216V214H220V216L219 215H217L216 217H213L214 216V214L213 213H211V211H206L205 213H208V212H210L209 213V215L208 216H206V217H208V219L211 217V215H212V217L214 218H211L212 220H215L214 222H216V223H218L219 225L221 224V226L219 227V230L218 229H215V232H217V231H220V229H221V232H222V230H224V228L223 227H225V230L222 232V234H224V232L226 233V234H224L223 236H224V238L222 237V234H221V232H220V235H221V237L219 236V232L216 234V233H213V234H216V236H212L213 238V240H214V242L216 241V239H214V238H217L218 240L219 239H221V240H223V241H219V242H221V243H223V244H221V243H219V242H215L216 243V245H217V243L218 244H220V246H225L226 245V247H224V248H226L225 250H223V249H221L222 251H223V255L224 256H221L220 255V252H219V257L220 258H218L220 261H221V263H219V260H218V262H217V260H216V262L215 263H219V264H228V262L227 261H229V260H231L232 259V261H233V264H244V263H248L247 261H249V260H251L250 259V257L251 258H254V259H252L251 261H252V263L251 264H255V263H257V264H264V201H261V200H263L264 199V196L261 194V193H263L264 192V185H263V187H259V186H255V185H253ZM29 186H27L26 187V189L28 188ZM32 187V186H31ZM30 187V188H31ZM250 187V186H249ZM22 188H23V190H22ZM33 188V187H32ZM37 188H38V186H37ZM44 188H45V185H44ZM196 188V187H195ZM35 189V188H34ZM33 189V190H34ZM46 189V188H45ZM45 189H43V191H45ZM207 189V188H206ZM257 189V190H256ZM259 189V190H258ZM51 190V191H52ZM192 190H194V189H192ZM241 190V191H240ZM253 190H255V191H253ZM261 190H263V192L261 191ZM52 191V192H53ZM168 191L169 192H171L170 194H172V192H175V195H173L172 194V196L174 197V196H176V194L177 195H179V194H181V195H183V196H177L176 197V199H177V201H180L179 202V204H178V202H177V204L175 203L176 202V199L174 200V203H171V204H173L172 206H171V204H169L170 202H172V201H166L167 200V198H168V200H170L169 199V196H170V194H168ZM202 191V190H201ZM203 191H206V190H203ZM227 191H229V190H227ZM226 191V192H227ZM235 191V192H234ZM243 191V192H242ZM249 191V192H248ZM177 192V193H176ZM246 192V193H245ZM253 192V193H252ZM260 192V193H259ZM120 193H122L121 194V196H118V194L120 195ZM149 193V194H148ZM151 193V194H150ZM224 193V192H223ZM235 193V194H234ZM236 193H238V194H236ZM245 194V195H243V194ZM250 193V194H249ZM56 196H55V195ZM123 194H125V195H123ZM214 194H215V192H214ZM217 194V193H216ZM242 194V195H241ZM253 194V195H252ZM258 194V195H257ZM261 196H260V195ZM35 195H36V193H35ZM224 195V194H223ZM238 195H240L239 196V198H238ZM249 195V196H248ZM251 195L252 196H255V197H251ZM44 196H51L50 197V199H52V196L54 197L55 196V198L57 199H55V198H53L52 199V201L53 200H55L56 201V203H54L55 201H53L52 203H54V205H52L50 202H49V200H48V198H47V200H46V197H44ZM117 196L119 197V198H121L120 200L117 198ZM125 196H127V197H125ZM168 196V197H167ZM188 195H186V197H187ZM216 196V195H215ZM219 196V195H218ZM226 196V195H225ZM259 196L260 197H262L261 198V200H260V198H259ZM42 197H44L45 198V201L44 200H41L42 199ZM123 197H125V199L123 198ZM171 197V196H170ZM173 197H172V199H173ZM178 197H179V199H178ZM185 197V198H186ZM188 197H190V195L188 196ZM191 197H192V195H191ZM236 199H235V198ZM242 197H243V199H242ZM248 199H247V198ZM151 198V199H150ZM175 198V197H174ZM197 198V197H196ZM200 198H202V196L200 197ZM216 198H218V197H216ZM223 198V197H222ZM225 199L227 198V197H224ZM246 200H245V199ZM118 199V200H117ZM123 199V200H122ZM128 200V202L126 201L125 202V200ZM181 199H183L184 200V203H183V201H182V204H187V202L188 201H190V203L188 202V204H189V207H188V205H187V207H188V216L187 217H189L190 215H191V217H192V220L194 221H192L191 219H190V217L188 218V219H185V221H186V223H187V221H188V223L186 224L185 222L183 223L184 224V226H183V224H182V222L184 221H182V220H177V221H175L174 220V217H172V216H170L171 214H169L170 213V209L172 208H174L173 210H174V212H173V210L171 211V213L173 212V216H174V213H175V208H179L182 204H181ZM228 199V198H227ZM234 201H237V202H234ZM240 199V200H239ZM249 199H251V200H249ZM258 199L260 200V201H258ZM219 200V199H218ZM245 200V202H247V203H244L243 204V201ZM253 200V201H252ZM254 200H255V202H254ZM51 201V200H50ZM121 201H124L123 203H121ZM192 201V202H191ZM244 205V207L247 209H245L243 206H242V204H241V206L240 207H238L239 205V203L240 202ZM195 202V203H194ZM235 204H237V206H236V204L234 205L233 203ZM50 203V206H52V207H49L48 206V204ZM211 203V202H210ZM212 203H215L216 204V202H212ZM248 203H249V205H248ZM253 203V204H252ZM255 203V204H254ZM259 204V205H256V204ZM195 204V205H194ZM219 204H222V205H219ZM226 204V205H227ZM234 206H233V205ZM247 204V205H246ZM251 204H252V206H251ZM177 205V206H176ZM197 205V206H196ZM224 205V206H223ZM254 205V206H253ZM196 206V207H195ZM207 206V205H206ZM205 205L203 206L204 207V209L205 210H208L207 209V207L209 208V210H210V206H207L206 207ZM216 206H217V209H216V211H214L215 210V208H216ZM223 206V207H222ZM206 207V208H205ZM221 207V209H219ZM238 208V209H236L235 210V208ZM243 207V208H242ZM249 207H250V209H254V210H250L249 209ZM224 208V209H223ZM225 208H228V211L230 210L231 211V213H230V211H229V213L227 212V209H225ZM52 209V210H51ZM198 209H200V207H198V208H196V210H198ZM201 209H203L202 207H201ZM203 209V210H204ZM222 209L223 210H225L227 213H228V215L230 214V217L227 215V217H226V212L225 211H222ZM204 210V211H205ZM244 212H243V211ZM250 210V211H249ZM200 211H202V210H200ZM204 211H203V213H204ZM219 211H221V212H219ZM237 211V212H236ZM241 211V212H240ZM246 211V212H245ZM199 212V211H198ZM225 212V213H224ZM239 212V213H238ZM201 213V215H203L202 214V212H200ZM224 213V215H225V217L222 215V214ZM236 213H237V215H238V217H237V215H236ZM241 213V214H240ZM244 213V214H243ZM169 214V215H168ZM232 214V215H231ZM236 215V216H235ZM197 216V217H196ZM204 216V215H203ZM232 216V217H231ZM187 217H185V218H187ZM195 217H196V219H195ZM220 217V218H219ZM223 217V218H222ZM229 217V218H228ZM236 217V218H235ZM31 218V219H30ZM177 218V215L175 216V219ZM195 220H194V219ZM219 218V219H218ZM227 218V219H226ZM230 218H234V219H230ZM237 218H239L240 219V221H242L243 220V222L245 223H241L240 221H239V219H238V221L240 222V224H238L239 222L237 221ZM122 219L123 220H125L126 222H127V226L128 227H126L127 229H129V230H127L126 231V228H125V230L124 231H126L125 233H127L128 231H131V229H133V231H135V233H133V231H132V233L136 236L138 233H142L141 234V236L143 237V239L144 240H140L139 238L140 237H138V235L136 236V237H134L132 234H131V236H132V238H130L131 236H127L128 237V240H125V241H120L121 239H122V236L124 237V235L122 234L120 237H121V239H119V241H118V236L120 235V233H122V232H124L123 231V225L126 223L125 221L121 224L120 223V220L122 221ZM202 219H204V218H202ZM218 219V221L220 220V222H221V220H222V222L220 223V222H218V221H216ZM223 219H226V220H223ZM191 220V221H190ZM196 220H199V221H197V222H201V224L202 225H200L199 224V227L201 226H203V227H207V229L206 228H204V229H202V228H200V229H198L197 231H195V229L198 227V223H195L196 222ZM210 220V219H209ZM211 220V223H213V221ZM235 221L234 223H233V221ZM173 221H175V223L173 222ZM180 221H182L181 222V224H182V228L181 229H183V230H181L182 232L185 230V232H187V236H188V234L189 235H191V234H193V232H191V233H188L189 232V230H193L194 228H195V226L197 225V227L194 229V231H195V234H193V235H191V237L188 239L189 241H187L186 240V238L187 237H183V238H185L184 240L181 238H179L180 236L182 237V235H184L185 233H182L181 231H179V229H180ZM224 221V222H223ZM228 223H230V224H227V226H226V223L227 222ZM231 221V222H230ZM167 222V224L169 223L170 225H172V224H174V225H172V227L173 226H176L177 228H178V231H177V229H175V232L174 231H172L170 228H169V230H168V232L171 230L172 232H174L175 234H176V236H173V235H171V234H174V233H171V232H169V233H167L166 234V236H169V237H166V236H164L163 235V232L165 233V231H167V228L168 227H170V225L168 226L167 224V228L166 227H164V226H162V225H165V223ZM171 222V223H170ZM179 224V226H177L178 224ZM226 222V223H225ZM210 222L208 223V225H210L211 224ZM222 223L224 224V225H222ZM118 224H120V225H122V227L120 226V225H118ZM188 226H186V225ZM196 224V225H195ZM240 225L239 227L240 228H238L239 230L238 231H236L237 229L235 228L236 226L235 225ZM126 225V224H125ZM165 225V226H166ZM192 225H194L193 227H192ZM231 226V227H233V228H231L230 229V227L229 226ZM242 225V226H241ZM117 226H119L120 228H122V230H120ZM211 226V225H210ZM223 226V227H222ZM243 226H245V227H243ZM160 227H163V230H164V228H166V230H164L163 232L161 231V230H159L160 229ZM191 227H192V229H191ZM227 227H229V229L227 228ZM243 227V228H242ZM159 228V229H158ZM173 228H175V227H173ZM185 228V229H184ZM188 229V231H186L187 229ZM226 228L228 229V231L226 230ZM118 229V230H117ZM152 229H154V231H156V235H158V236H160L161 234L164 236H162V238L163 239H161L160 237H156V238H153L154 237V231L153 232H151V234H152V236L153 237H150L151 236V234H150V231H152ZM157 229L159 230V231H157ZM162 229V228H161ZM217 230V231H216ZM231 230V231H230ZM242 230H244V231H242ZM119 231H120V233H119ZM235 231V232H234ZM206 232V231H205ZM228 232V233H227ZM232 232V233H231ZM244 232H245V234H244ZM124 233V234H125ZM131 232H129L128 234H126V235H129ZM171 233V234H170ZM179 233V234H178ZM181 233V234H180ZM201 233V232H200ZM207 233V232H206ZM205 233V234H206ZM210 232H208V238L205 236V237H202V238H206V239H204V241L205 240H207V243H208V241L210 240L209 238H211V235H213L212 234V230H211V235L209 234ZM229 233H231V234H229ZM243 233V234H242ZM147 234H148V236H147ZM150 234V235H149ZM168 234H170V235H168ZM174 234V235H175ZM234 234V235H233ZM238 234V235H237ZM240 234V235H239ZM144 235V236H143ZM226 235H228L231 239H232V241L234 242L235 241V244H233V242H230L231 240H230V238L228 237V236H226ZM233 235V236H232ZM242 235V236H241ZM244 235V236H243ZM170 236H173V237H170ZM236 236V239L234 238ZM238 236H239V238L240 239H237L238 238ZM241 236V237H240ZM134 237V238H133ZM219 237V238H218ZM228 238V241L231 243H229L228 241H227V239L225 240V238ZM242 237H243V239L245 238L246 240H248V242L244 239H242ZM136 238H138L137 240H136ZM150 238H152L151 239V241L153 240L154 241V239H155V241H158L159 240V238L161 239V240H163V242L162 241H158V242H154V244L155 243H158L159 244V242H161L162 243V245H157L156 247H153V248H148L147 250H146V252L145 251H143V249L141 248L142 246H145V244H148V245H150V243L152 244L153 242H149L148 243V241L150 240ZM168 238H170V241H169V239L167 240ZM193 238V237H192ZM196 238V237H195ZM248 238V239H247ZM249 238H253V241L252 240H250ZM127 239V238H126ZM129 239H131V240H129ZM133 239V240H132ZM165 239V240H164ZM196 239H198V238H196ZM209 239V240H208ZM179 240V241H178ZM180 240H181V242L182 243H180ZM213 240H212V242H213ZM225 240V241H224ZM239 240H242V241H239ZM169 242L168 243V245L166 244L165 246L163 245L164 243H166V242ZM187 241V242H186ZM211 241V240H210ZM209 241V242H210ZM238 241V242H237ZM244 241V242H243ZM248 243H246V242ZM249 241H251V242H249ZM178 242H179V245L181 244V246H183V247H185L184 249H180L178 252L176 251V250H174L173 249V247L175 248V249H177L176 247H175V245L177 244V246H179L178 245ZM183 242H186L185 244H183ZM211 242V243H212ZM212 243V244H214L215 245V243ZM225 242V243H224ZM189 243V244H190ZM197 243V242H196ZM203 243V242H202ZM210 243V244H211ZM243 243V245H244V247L245 248H243V246L241 245ZM183 244V245H182ZM189 244H187V246L189 245ZM190 244V245H191ZM227 244H228V246H227ZM240 244V245H239ZM247 244V245H246ZM148 245H147V247H148ZM169 245H170V247H169ZM174 245V246H173ZM209 245V244H208ZM233 245V246H232ZM249 245V246H248ZM152 246H154V245H152ZM168 246V247H167ZM171 246H173L172 248H171ZM181 246H179V247H181ZM220 246H218V247H220ZM222 246V247H223ZM237 246V247H236ZM242 246V247H241ZM150 247V246H149ZM178 247V248H179ZM182 247V248H183ZM193 247H194V249H193ZM217 247V248H218ZM231 247V248H230ZM239 247V248H238ZM247 247V248H246ZM248 247H249V250H248ZM140 248H141V250H140ZM143 248H146V246L145 247H143ZM168 248V249H167ZM171 248V249H170ZM233 248V249H232ZM243 250H242V249ZM153 249H156V252H154L155 250H153ZM192 249V250H191ZM219 249V248H218ZM245 249V250H244ZM163 250H165V252L163 251ZM166 250H168V254L166 255L165 253H166ZM171 250V251H170ZM182 250V251H181ZM221 250H219V251H221ZM229 250H230V252H229ZM235 250V251H234ZM241 250H242V254L240 253L241 252ZM247 250V251H246ZM254 251V254H253V251ZM142 251V252H141ZM148 251H151V253L149 252V254L147 253ZM225 251V252H224ZM233 253H232V252ZM237 251V254L235 253ZM154 252V253H153ZM162 252V253H161ZM184 252H187L188 253V255H186V256H188L187 258H186V256L184 257V256H181L180 255V253H183V254H186V253H184ZM195 251H193V253H194ZM228 252V253H227ZM245 252V253H244ZM249 252V253H248ZM260 252V253H259ZM142 253V254H141ZM144 253V254H143ZM163 253H164V255H163ZM196 253V252H195ZM198 253V252H197ZM225 253H227V255L225 254ZM230 253V254H229ZM250 253H252V254H250ZM256 253V254H255ZM154 254V255H155ZM200 254V253H199ZM229 254V255H228ZM231 254H232V257H233V254H235V255H237L238 257V259H236V262L237 263H235L234 261H235V257H231V259H229V257L231 256ZM239 254V255H238ZM244 254V255H243ZM245 254H247L248 256H245ZM146 255H150L149 257H147ZM161 255V256H160ZM163 255V256H162ZM226 255V256H225ZM251 255V256H250ZM257 255H258V257H257ZM193 256L191 257V258H189V259H187V263L186 264H191L192 262V260L191 259H193ZM201 256V255H200ZM200 256L198 257V258H200ZM239 256H242V257H239ZM262 257V259L261 260H259L261 257ZM183 257V258H182ZM221 257H223V259L221 258ZM227 257V258H226ZM244 257V258H243ZM246 257H248V258H246ZM258 259H257V258ZM137 258V257H136ZM150 258V259H149ZM161 258V259H160ZM196 258V257H195ZM212 258H214L213 256H212ZM225 258L227 259V260H225ZM131 259V260H130ZM147 259V260H146ZM152 259V260H153ZM197 259V258H196ZM196 259H195V262H196ZM215 259V258H214ZM234 259V260H233ZM239 259H245V260H242L241 262H239ZM248 259V260H247ZM255 259H257V260H255ZM124 260V261H123ZM126 260V261H125ZM135 260V262H136V259H134ZM138 260V259H137ZM149 260V261H148ZM256 261V262H254V261ZM139 261V260H138ZM138 261L136 262L137 264H140V262L138 263ZM154 261V260H153ZM225 261L227 262V263H225ZM246 261V262H245ZM259 261V262H258ZM105 262V263H104ZM119 262H121V263H119ZM127 262V263H126ZM133 262V264H134V261H132ZM148 262V263H147ZM150 263H156V261H154V262H152V261H150ZM149 263V264H150ZM214 263V264H215ZM229 263L231 264V262L229 261ZM249 263H250V261H249ZM248 263V264H249ZM130 264V263H129ZM132 264V263H131ZM157 264V263H156ZM195 264V263H194Z\"/></svg>","mask_w":264,"mask_h":264},{"label":"clouds","instance_id":"3","mask_svg":"<svg viewBox=\"0 0 264 264\" xmlns=\"http://www.w3.org/2000/svg\"><path fill=\"white\" fill-rule=\"evenodd\" d=\"M20 249L27 264H43L44 257L42 255V249L34 234L29 233L21 237Z\"/></svg>","mask_w":264,"mask_h":264}]
</instances>
